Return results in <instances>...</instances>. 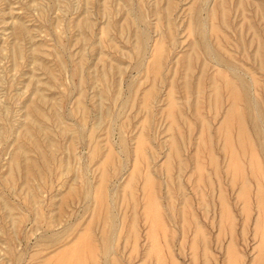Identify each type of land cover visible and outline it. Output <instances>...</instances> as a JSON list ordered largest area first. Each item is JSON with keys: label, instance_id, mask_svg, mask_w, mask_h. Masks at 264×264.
Here are the masks:
<instances>
[{"label": "rangeland", "instance_id": "obj_1", "mask_svg": "<svg viewBox=\"0 0 264 264\" xmlns=\"http://www.w3.org/2000/svg\"><path fill=\"white\" fill-rule=\"evenodd\" d=\"M222 1L223 2H221V0L220 2L218 0H0V264H36V263L39 264V262L41 263V261L43 264L44 257L45 258L46 256L48 257L49 254L52 253L51 251H54L57 248L56 246L60 247V244L62 246V244L63 245L65 244L64 242L66 241L68 242L69 240L71 241V238L74 239V237L77 236V235L74 236L76 230L77 232L78 230H80L81 234H83L84 231H85L84 232L85 234L86 232L87 234L92 232L90 235L94 237L93 239L94 242L92 243L96 245H93L94 246L93 249L94 248L95 250L97 249L98 253L97 251L93 250L92 251L93 254L91 253L92 256L90 255L91 258L88 256V258L90 259L87 258L86 260L87 264H88V260L92 261V262L89 261V264H95V263L96 264H109L110 263L109 259L112 258L114 255L116 256V257L114 256L116 259L115 258L110 259V260H113V259L115 260V261H111L113 262V264H115L114 262H116V264H119L117 263V260L118 262H121L120 264H126V263L127 264H133V263L137 264V262L143 263L142 261H144V257L145 258L147 257V259H145L147 263L144 262V264H151L152 261H153V264H156V262H158L157 261L158 256L157 258L155 257L156 255H159L161 253H162L161 254L162 258L164 257V255L165 256L167 255L168 257V258L167 257L163 258L165 262L161 260L166 264H168L171 260L169 258L171 256L170 254H172L174 257L173 259L171 256L172 264L175 261H177L175 262V264H178V263L189 264L192 262L191 252H193V249L197 245H198L196 247L197 250L196 251L194 250L195 251L194 253H196L197 255L195 254L193 255H195V257L196 258L198 257V258L196 260L193 257L194 258L192 262L193 264H200L201 263L200 261L202 260L204 261L205 258L208 260L210 259V261L206 260L205 261L206 263L202 262V264H207V263L226 264V262L227 264L228 263L229 264H239L240 261H241L240 263L242 264H248L250 262L251 264H256L254 262H257V260L255 261L254 258H255V254L257 253L256 259H258L259 251L257 250L258 247L255 245L259 242L258 241L259 239L256 240V238H258L259 235L258 233H256V235H258L256 236L254 232L255 231L254 223L256 222L255 219H257L258 217V214L256 215V213H258V210L257 211L255 210V207L257 206L256 202L254 206V201L256 199L254 197V194H255L254 192L257 191V190L255 191V185L257 183L259 184V181H258L259 175H257L258 172L255 171L254 169L255 167H253L254 172L252 176H254L255 175L254 173L256 172L257 181L255 180L254 177H252L251 175H248V174H251L250 173L251 168L249 165V158H248L249 151L248 153L246 151L247 156L246 155L243 156L244 158L243 159L241 156L243 153L239 152L240 150L237 144L235 143L237 142V139H236L237 133L235 135L236 128L235 127L232 128V133L230 134V136L233 137L231 139H232V143L233 144L235 143L234 150L237 156L240 155L241 157L240 158L238 156L239 164L240 166L243 164L242 162H244L245 164V165L243 164L244 169L241 166L243 170H241L240 174L242 176V179H245L247 183L248 182L252 183V184L248 183V185L246 183V186L248 188L246 197L248 198L244 197L246 198L244 200L237 199L239 198V196L237 198L236 197L234 198V195L236 194L238 195L237 193L239 192L238 188H240L241 186L240 184L242 182V181L241 182L239 181L241 177L238 178V181H237V178L236 180H234V181H237L236 183L233 181L235 185H233V182L232 184L230 183L231 185H233V187L231 185H228L229 183L227 181L229 180L231 176L228 171L224 172L225 168L227 167L228 162L225 163L227 159V158L225 159L226 154H224V152L221 150V147H219V144H220L219 142L221 140H220V136L217 137L216 135L217 133L215 134V131H217L219 127L221 126L222 122L221 120H219L221 122L219 123L218 119L219 118L222 119L223 116L225 117V113L227 111H225L224 108H226L227 110V105L229 104L227 103L229 101V99H227L228 98L227 91L224 90L223 88L225 87V83L227 80L224 78L228 77V79L230 80L231 78H233L235 80L233 82L236 83V86H238V90H240L241 88H240L239 83L236 80L235 73L237 75H241L244 78V80L248 84H250L249 85L250 90H251L250 98L251 100L253 99L251 103L255 104L258 110L257 109L254 110L253 108H251L250 110L245 109L243 98H241L239 102H237L238 103L237 106L239 110L242 107V109L240 110V113L241 112L244 113L242 115L244 122L246 123L245 124L246 126L245 125L244 126L249 129H246L245 127L244 128L247 131L246 133L249 132L248 133L249 139L251 140V142H253L252 144L255 147L254 148L255 152H258V153H255L256 155L258 154L257 155L258 158L255 157V155H254V158L256 160L259 159L258 161L262 164L261 166L264 167V155H262V153L260 152V147L258 149V144L259 145L261 144L262 146H264V109H262L264 108V61H262L264 60V57H262L264 56V0H241V1L240 0H222ZM242 1L244 2L243 5H242ZM217 2H219V5H222V6L217 5L218 4ZM236 3L237 5L240 4L239 5L240 7L235 5ZM232 4H234V6ZM246 4H249V5L246 6ZM216 5L218 9L215 7ZM168 6H170L169 7L170 9L168 8ZM213 6L215 7L214 10L216 12L213 10ZM242 6L243 7L245 6L244 9L242 8ZM166 8H168L167 9L168 11L166 10ZM197 9H200L199 12H197ZM211 9L214 11V13ZM208 10H211L212 13L210 12L209 14ZM218 13H221V15L223 14L224 16L223 15L220 16V14ZM209 15L210 17L208 18ZM211 17H213L214 19L213 20L210 19ZM223 19L224 20L226 19V20L223 22ZM214 20L215 22H213ZM208 21L209 22L212 21L213 23L211 22L209 24ZM227 22H229L230 25ZM211 24L212 26L214 24L215 31H211V28L213 30V27H214V26L211 27ZM223 24L224 25L226 24L230 28L224 26ZM248 27L251 29V31L252 29L253 30L257 29V30L250 32L249 31L250 29ZM217 28L218 29L220 28V30H216ZM247 28H248V31H247ZM168 29L171 30V32ZM208 31L209 32L211 31V33H209ZM257 31L259 32L258 34H257ZM166 32L168 33V35H170L171 33L173 37H169V36L167 37ZM215 32H216V37L214 36ZM251 34H253L254 36H259V37L258 38L254 37ZM160 35L161 36L163 35V37L164 38L166 37V38L164 39L162 37H159ZM240 35L242 37H245L246 39L241 38ZM253 37L256 38L258 41L257 40L254 41ZM200 38L201 40H199ZM250 38H252V40ZM158 39L162 41L163 43L160 42ZM215 40H218L216 41L218 45L215 43ZM245 41L247 42V44H245ZM154 42H156V44ZM190 42H192V44ZM220 42L222 45L220 44ZM257 42H259V44ZM157 43L159 44L158 47H157ZM160 44L161 45L163 44L162 47H164L162 51H161L162 47H160L161 46ZM214 44H216L217 46H220L221 50L219 49V47L217 48V46H214ZM255 45H256L255 50H253ZM190 46L192 48L195 46L193 49L194 51L198 52L199 55L196 54V52L195 53L192 52L193 50L190 49L191 48ZM257 47H258L257 50L261 49L260 51H262L261 52L262 54L260 53V51H256ZM249 49H251L250 50L251 53L249 52ZM225 50L227 51L229 56L226 52H224ZM165 52L168 54V56H165L166 55ZM258 52L261 54V56L259 55V58H256L258 57V54H259ZM159 53L161 54V56L159 55ZM254 53L257 55H255ZM152 54H155L154 55L155 57L159 56L158 58L160 62L158 61V64L160 63V65H159L158 70H157L158 66L155 67V64L152 63L154 60L152 58ZM195 54H196V57H198L196 63L194 62L196 61V57L194 58V60L192 59ZM201 54L203 56H201ZM251 56H252V60L255 56L254 62L251 61ZM149 57L151 60L150 62L151 64L148 63ZM200 57H201V61L199 60ZM232 57L235 61L232 59ZM212 58L215 60V62L212 60ZM257 59L260 60V62L259 61L258 62L260 63L259 65L262 64L261 66H257L256 64L258 63L256 61ZM175 60L177 61V64L175 63ZM237 60L244 65L243 66L240 65V63H238ZM179 61L180 63H182L181 65L179 64ZM189 61H190L191 66L189 64ZM198 61H199V64H198ZM208 61L211 63H209ZM207 62H208L207 67H204V65L206 66V64H203V63H207ZM183 63L188 64V67L189 68L191 67V69L187 70L185 68L187 67V65L185 64V67H184ZM210 64L212 65L215 64V66L210 68L211 67ZM145 66L146 67L149 66L148 68L149 70L147 68L145 69ZM193 67L196 69L193 70L194 69ZM180 68L182 69V72ZM199 68H201V72L197 71V69ZM203 68H206V70H204L205 73L202 72ZM221 68L225 69L227 73L225 71H219L221 70ZM245 68H249L252 70L248 69L249 70L248 71ZM211 69H214V70H211ZM152 70L156 71L155 74L154 72H151ZM157 71L160 74H157ZM209 71L210 73L208 74ZM216 71L217 73H219V76L220 74L221 76L224 74L223 75L224 77L220 76L221 79H219L220 77L217 76L218 74L216 73ZM221 72H224V73L222 74ZM253 72L255 73L254 75H253ZM147 73H150V74H147ZM215 73L217 75H214ZM186 74L189 77H187ZM195 74L197 76H201L198 81H197L198 77ZM206 74L208 76L211 75L210 78L208 77V80L206 79L207 76H204ZM179 75L180 76L182 75L181 76L182 78L185 75V80L190 79L189 81H186V82H189L190 84L189 83L186 84L185 81H183L184 83L182 82V84L184 85H181V82L179 83V81H181L182 78ZM157 76L158 77L160 76L158 80H157ZM213 76H215L216 78L214 77L213 79L212 78ZM152 77L154 80L152 79ZM247 77L248 79L252 77V83H250L251 80L250 79L248 80ZM167 79L168 81L171 79L173 80V81L171 80V85L173 84V86H170V83L168 84ZM201 79L202 80L205 79V80L201 81ZM151 80H153L154 82ZM215 80L219 82L220 85L221 83L223 84L225 82L222 86H218L219 84L217 85L218 89H216V91L219 94L218 93L216 94L218 95V97H220V95L223 93L220 99L213 92L215 91L214 88H212V86H209L212 84L213 87H216ZM220 80L221 81L225 80V81L221 82ZM194 81L196 82L194 83ZM209 81L211 82L209 83ZM253 81L254 82L257 81V83H254ZM200 82H202L203 85L197 86V84H199ZM178 83L180 84V86L178 85ZM149 84H151L150 86L152 89L148 88L150 92L149 94L150 96L148 95L149 96L148 98L147 94L149 92L146 91L147 89L145 88L149 87ZM193 84L194 85L196 84L195 88L192 87ZM165 85H169L168 89L165 88ZM252 85H254L255 87H253ZM206 86H208L207 89H205ZM169 87H173L175 89L173 90V88H169ZM179 87L183 89L180 88L179 90ZM187 87L190 89H187ZM199 87L202 89L203 92L201 90H198ZM169 89H172L173 91ZM193 89H195L194 91L195 93L193 92ZM254 89H256V92L259 90L256 95L254 94V91H255ZM144 90L147 93L146 96L148 99H145L146 97L142 96L144 95L143 93H145ZM185 90L186 91L189 90L187 92L188 93L190 92V93L189 94L187 92L184 93ZM196 90H198V92H196ZM170 91L172 93H168ZM132 92H135V94ZM199 92H202L203 96L201 93H200L201 95H199ZM204 92H206V94L209 93L211 96L209 94L208 95L211 98L207 96ZM211 93L213 94V96ZM165 94H167V96L168 95L172 96L170 100H173L176 97V99L172 101L171 103L175 102L174 105L179 106L182 109V111L178 109L179 107H177L176 110L175 108L172 109L173 112L170 109L171 113H169L168 108L170 107L173 108L174 105L167 103L170 100H168V97H166ZM183 94H185L186 98L184 97ZM196 94H198V97H196L197 96ZM163 95H165V97L167 98V101L165 100L166 98L165 99L163 98L164 97ZM192 96L196 97V99L195 100L194 98L191 99ZM141 97L145 100L140 102V100H142ZM184 98L187 103L190 102L189 106L187 105V103L186 104L183 103ZM198 98L199 99L203 98V99L199 100L200 102H198L197 101ZM205 98H207L208 101L209 100L217 101L219 99L221 100L219 102L221 104H218V101L217 103L214 101L213 102L209 101V104L211 103V105L209 106L210 107L209 109L207 107L208 101H206ZM163 99H164V102H162ZM192 100H194L195 102ZM196 101L199 104L196 103ZM161 102L164 105H162ZM165 102H166V105L168 104L167 106H165ZM178 102L181 103V106L179 105ZM192 102L195 103L196 105L195 111H194V108H193L194 105L192 104ZM139 103L141 104L144 103V104L143 105L140 104L139 106ZM200 103L201 104L203 103L202 106ZM212 103L213 105H216V106L218 104V106H220L221 108L219 109V107L217 106L218 110H216L217 108L216 109L214 108L215 110L212 109L211 108L213 107ZM206 104L207 106H204ZM240 104H241V107H239ZM158 106L163 108L161 109L162 111L160 110ZM197 106H198V109L203 107L202 110L198 111ZM140 107L141 109L144 108L145 111L141 110ZM82 108L83 110H81ZM186 108H187V111H185ZM33 109L35 110L32 111ZM165 109L167 110L166 113L164 111ZM190 110L194 111V113L192 111L190 112ZM196 110L199 112V114L202 113L200 117L198 116V112H196ZM213 110H214V114L215 113L216 114L212 116L211 113H213ZM222 110H224V114H221ZM175 111L176 112L179 111L178 114ZM183 111H184V115L186 114L185 116H188L187 119L185 116H183L182 113H180ZM174 112L176 113V115ZM172 113H174V115ZM166 115H170V116L173 115L172 118L170 117L172 121L168 116L167 117L170 120L169 119L167 120ZM177 115L178 116L181 115V117L177 118L178 117ZM190 115H193V116L195 115V116L191 117ZM255 115L260 117V120L262 121V125L259 124V132H260L259 138L256 136L254 128H253V125H254L253 119H255L256 117ZM174 116H176V118L173 121ZM203 116H205V119L207 121L204 119ZM202 117L204 120L203 119L201 120ZM180 119H182L183 121H181ZM185 119L188 121L187 123H189V125L190 124L192 125L189 126L187 123L185 124L184 123V121L186 122ZM168 123L170 126L169 129L172 128L173 133L175 134L174 139L173 137L170 136V135L174 136V134L170 132L172 131V129L167 130ZM179 123L184 130L180 129L181 127L179 126ZM183 124L186 125V127H183L184 126ZM199 124H201V126ZM203 124L207 125L206 128L208 129L209 132L207 131V133L205 134H208L207 136L210 135L211 136L210 138H207L206 135L204 134L205 127ZM174 125L176 129L179 126V130L177 129V131L182 132V133L179 132L180 133L179 136L182 135V137H178L177 131L174 128ZM198 125L202 128V131H201L203 133V135L201 133L202 136H200V132H197V130L199 131L201 130L197 128ZM215 125H216V128L218 129L215 128ZM97 127L98 129L96 130ZM164 128L165 130L163 132L162 130ZM206 128L205 130H207ZM60 129L62 130L60 131ZM91 129H92V132H91ZM94 129L96 131H94ZM28 131L31 133V136L29 135L30 133ZM138 132L141 134L140 137L141 136L145 137V138L143 137L144 143L142 142V140H140V137L138 139V136H139ZM168 132L170 133L168 134ZM136 134L138 135L137 137L135 136ZM166 134L168 135L165 136L166 137L165 139L164 135ZM194 134L195 135L197 134L198 137H195ZM22 135L24 136V138ZM27 135H29L30 137L29 136L27 137ZM134 136H135V139L137 138L138 141L144 144V146H142V143H139L143 147V151L145 150L144 154H142L143 152L142 150L141 152L140 151L136 152V149L139 150L141 146L137 145L138 143V142L136 143L137 140L132 139ZM168 136L172 138L173 140L172 142L176 141L175 138H179L178 140H180L181 138L182 141L185 143V145L184 143L182 144L181 140H180L181 143L180 141H177L178 142L177 144H179L178 145L179 147H177L178 150H176V146H174V145H177L176 142L175 144L173 143V146H172L171 140L168 138ZM205 137L207 138V140L211 139L209 140L210 143L209 141L205 139ZM216 137L218 138V142L215 141ZM35 138H36V141H35ZM197 138L199 141L197 140ZM199 138H201L202 140ZM119 139H120V142H119ZM184 139H186L185 140L186 142L184 141ZM203 139H204L205 144L203 142L202 144L201 143L198 144V142L203 141ZM122 140L123 142H121ZM169 140H170V143L168 144L167 142H169ZM30 142L31 144H33L32 146ZM165 142L167 144H165ZM35 143L37 146L35 145ZM194 143H196L197 145L196 144L194 145ZM206 143L208 144V146L209 144L212 145L210 146L211 148H209L211 151L208 150ZM168 145L170 148L173 147L172 149L174 153L172 154L170 153L172 149L170 150L169 147L167 148ZM203 145L204 147L202 148L201 146ZM198 146L200 148L197 149L196 147ZM144 147L146 148L144 149ZM151 148L152 150H149ZM179 148L181 152L179 151ZM194 148H196L198 151L194 150ZM133 151H135L136 153H134ZM175 151L177 152L176 153L177 156L178 154H180L181 156L176 157ZM195 151L197 153L198 152L200 153H198L197 155L194 153ZM201 151L203 152L202 155H201ZM105 152L106 153L108 152L109 156L113 154L112 155L113 157H107L106 155L108 160H110L109 162L107 161V159H106V162H104L105 156L103 155L106 154ZM110 152H111V155H110ZM138 152L141 153L142 156L139 155ZM163 152H165L166 154H164ZM207 152L208 153L210 152V155H212V159L214 157L216 158L215 160L217 161L213 159L215 163L210 162L211 159L209 160L208 157H211V156H207L209 155L207 154ZM135 154H136L135 157L137 160H135V157H134ZM173 154L175 155L174 157L175 159H173L172 157ZM214 154L215 156L213 157ZM143 155L148 157L149 159L143 157ZM167 155L168 157L170 155L172 159L174 160L172 162L173 165L172 163H170L171 157H169L168 159ZM200 155H201V158H199ZM154 156L156 158H154ZM195 156H198V157H195ZM181 157L183 160L180 159ZM101 158L102 159L104 158L103 159L104 161H101L102 163L100 164L99 160H102ZM143 158H145L146 161H148L146 164H145L146 161ZM245 158H248V160ZM192 159L196 161V162L194 161V163H196L195 167L197 166L199 167V165L201 164L200 161L202 162V164L200 165L201 166L200 169L202 172L199 170V174L197 172L199 169L198 167H197L198 169L196 168L197 170L193 167L196 170L195 171L196 173L193 171L194 170L193 168H192L193 172L190 171L191 170L190 165H192L191 163H193L190 160ZM241 159L243 161H241ZM184 160L186 162H183ZM207 160H209V162ZM256 160L253 162L255 164L259 163ZM111 161L113 162V165ZM135 161H137V163L139 164V165L136 164L137 166L136 165L135 166L139 167L140 170L138 168L135 169L136 167L132 169ZM161 161H164V164H160ZM175 161H177L176 164H179V165L176 166V164L174 163ZM207 162L208 164H206ZM98 163L100 164V166L103 165L105 168L106 167L107 168L105 169L102 166L101 167L98 166L99 165ZM108 163L109 164L111 163L112 168L111 166H109ZM209 163L212 165H210ZM157 164L159 167L157 166ZM183 164L185 165L184 168L182 167ZM213 164H215V166L217 165L216 169H215V166H213ZM225 164L226 166H223ZM24 165L25 167H23ZM162 165L164 166L166 165L165 167L167 168V170L164 172L162 169ZM27 166H30V167H27ZM202 166H204L203 169H202ZM212 166L214 167V170L216 171L217 176L215 175V172L212 171L213 170ZM172 167H174L175 169ZM223 167H225L224 170L222 169ZM23 168L25 170H23ZM102 168L105 169L104 177L101 176L103 175V172H101L103 171ZM170 168L173 169V170H170V172L172 171V173L168 171ZM247 168H250V169L246 171ZM132 170L134 171L136 170L137 172L135 173H141L139 174V179H138V176L133 175L134 171ZM176 170H177V173H174V171L176 172ZM203 170L208 173V178L210 175V178H211L210 180H212V182L207 178V173H204ZM149 171L151 172V174ZM166 172L168 175L163 174ZM187 172L188 173L191 172V175L192 173L193 174L195 173L194 175L198 174L201 179L198 180L199 182L197 183L193 182L194 181L193 178H195L197 175L195 177H192L193 175L191 176L189 174L190 175L189 176ZM130 173H131V176H130ZM203 173L206 175V177ZM152 174L154 177L151 176ZM186 174L189 177L185 176ZM135 175H138V174H135ZM141 175L142 176L145 175L143 177V180L141 179L142 178ZM23 176H26L25 178L27 179H25ZM148 176L150 177L151 180L149 178H146ZM165 176H168V177H165ZM170 176H172L171 180H169ZM175 176H176V179H174ZM179 176H181L180 179L178 178L181 182L178 180L179 183L177 184L176 180H177V177ZM100 177L101 178L103 177L102 178L103 181L101 180ZM186 177L187 179H185ZM199 177L197 176L195 181H197V178ZM204 178H206L207 181L209 180L211 184H213L214 182L213 187L212 185H210L212 188L209 189L210 186H206L207 181L203 182ZM99 179L101 180V182L99 181ZM261 179H264V178H261ZM261 179H260V182L264 181ZM126 180L127 181L131 180V182L128 183L126 182ZM132 180H134V183ZM144 181L148 183L151 181H154L152 182L154 183L153 185L149 183L150 187L153 186L154 189L153 187H152L153 190L150 187H148L149 185L145 184ZM158 181H159V184H158ZM169 181H171V183H169ZM97 182H100L101 184L104 185L103 187H105V190H106V191L104 190L105 192L102 191L103 188L101 187V184L100 183L98 184ZM216 182H218L220 185H218V183ZM229 182H231V180ZM125 183L126 184L128 183V185L131 183L130 187L128 186L130 189L129 188L124 189V187L127 186ZM138 183L139 184L144 183L143 186L145 185L151 190L148 191L147 187L146 188L142 187L141 184L139 185ZM199 183L200 184L205 183L204 185L203 184L201 185V189H199V186H200ZM237 183L239 187L238 185H236ZM97 184L98 186L100 185L102 189L101 188L99 189L98 186L95 187ZM176 184L179 185L178 188L176 187L177 186ZM195 184L197 185L199 184V186H195ZM261 184L264 185V182H262ZM92 186H94L95 189ZM163 186H165V188ZM216 186L218 187V189L221 188L220 190L221 191L223 190V191L220 192V190H218ZM235 187L238 189V191ZM96 188L102 191V193L103 192L106 193L102 195V196H106L104 197L105 204H104V201L101 202V200H99L101 202V206L99 205L100 203L99 201L98 203L97 201H94V203L92 202L93 199L97 200L96 197L100 198L101 196L100 191H98ZM141 188L143 190H141ZM166 188H168L169 190ZM68 189H71V191H74L75 194L74 192L72 193L75 196L77 195V198L74 197V195H72L71 197L70 195L71 192H69L70 190ZM146 189L147 191L144 192V190ZM95 190H97L98 193H96ZM113 190H114V193H113ZM128 190L133 191L130 194H132V198H133L132 201H134L135 204H133L130 199L131 195L126 193ZM192 190L194 191L192 192ZM200 190L202 191V193L199 192ZM122 191L124 193H122ZM131 191H128V192H131ZM165 191L166 193L164 194ZM208 191H211V193ZM67 192H69V194ZM150 192H152L153 194ZM167 192H170V195ZM179 192L180 194L184 196V200L186 199L187 205H186V202H184L183 200V196L180 195ZM194 192H195V195H194ZM219 192L221 194H218ZM185 193H187L188 195L186 194L187 196H185ZM200 193L201 195L203 194L202 198L199 195ZM65 194H67L68 196L70 195L71 198L67 197V195ZM99 194L100 196H98ZM124 194L127 195V198L125 197L126 195L124 196ZM133 194H136L137 196ZM148 194H151L153 200L156 197V201L157 199L159 201V202L158 201L156 202L158 203L157 205L156 204L154 205V209L157 208V206L159 207L158 209L160 210L161 208H163L162 209L163 211L159 210L161 213H163V215L160 214V212L154 211L153 208H152L153 212L152 211L150 212V215L153 217L151 218L153 220L157 219L159 221V218H160V220L162 219V221H159L160 223H162L163 221L165 222L164 224L163 223L161 224L160 226L162 228L161 230H159L160 228L159 226L157 227L159 233L156 232L157 225L156 226L154 225L155 227L153 226L154 229L156 230L152 229L153 228L151 226L152 219L149 218L150 216L148 214L146 215L147 212L144 211L145 208H142L146 206V210H148L150 207L148 206V204L150 205L151 202H153V204L155 203L154 202L155 200L154 201L150 200L151 198L150 195H149L150 198L147 199ZM214 194L215 195L218 194L219 196L224 195L223 197L221 196L222 198L221 197L220 198L223 199L224 202L226 201L225 204L227 203L226 205L228 207L226 205H223L224 203H221L223 200L220 201V198H216ZM31 195L35 196L33 197L34 200ZM128 195L130 197L129 199H128ZM166 195H169L168 196L169 198ZM121 196H123V200L120 199L122 198ZM140 196L143 199H139L138 197ZM164 196L167 198H165ZM170 196H173L171 197L172 199L170 198ZM91 197H95V198H91ZM124 197H125V200H124ZM198 197L199 199H197L196 201V198ZM145 198L147 199V202L149 203H145L146 202ZM113 199L115 203L113 202ZM126 199H128V201H131V202L129 203L128 201L125 202ZM168 200H170V202ZM218 200L220 201V203H218ZM122 201L125 203L123 204ZM179 201H181L180 205H179ZM243 201H246L247 204L242 205V208L240 210L241 202ZM204 202L205 204L208 203L206 204L207 207L206 205L203 204ZM35 203H38V204H35ZM127 203L128 205H126ZM160 203L162 207L159 205ZM197 203L198 205H195ZM249 203L251 204V206L249 205ZM130 204H133V206H131ZM136 204L138 205L136 206ZM211 204H213L214 206H212ZM220 204H222L223 206H221ZM242 204H245V203L243 202ZM91 205H94V207L92 206L93 209L90 208ZM105 205L107 207H104ZM112 205L113 206L115 205V207H113ZM176 205H179V207ZM184 205H186L187 207ZM188 205L192 206L191 208L192 210L193 209L194 210L193 211L190 210L191 208L188 209ZM180 206L185 207V209L187 210L185 211V209H183ZM224 206L225 208L227 207V210L230 209L229 212L232 213L231 215H229V212L227 215V212L225 211V209H218L219 207L224 208ZM244 206H247L246 207L247 212ZM132 207L135 210L132 209ZM102 208L103 209L105 208L107 210L104 211L105 210L104 209L102 211ZM130 208L134 211H132ZM200 208L203 209V210L201 209L202 210L201 212H200ZM210 208L212 211L210 210ZM170 209L172 210V212ZM243 209L245 210L244 213H247V214H242ZM94 210L96 211V213H94L95 212ZM189 210L192 211L191 216L192 214H195V216L196 215L197 216L196 217L193 216V218H191V216L189 215L190 214ZM220 210L222 211L224 210V213L223 214L220 213ZM138 211H139V214H138ZM182 211L186 213V215L185 214L183 215ZM204 211L206 215L203 213ZM240 211H241V214H240ZM103 212H105L104 216L102 215ZM134 212L136 214L135 215L136 220L132 219L134 218L132 217L134 216L133 215ZM249 212H250V215L248 214ZM153 213L156 215H153ZM219 213L221 215V219H220L221 222L219 221L220 224L218 222V219L220 218ZM100 214L103 217V221L105 220L103 223L105 225L101 223L102 218ZM216 214L219 215V218ZM209 215H212V216H209ZM232 215L235 217H233ZM95 216L99 217V218L97 217L98 219L97 221L95 220ZM158 216L160 217L157 218ZM180 216L183 218L187 216V218H184V219L182 218L183 220H185L183 221L182 219H180ZM120 217L121 219H119ZM144 217H145V220H144ZM203 217H205V219ZM232 217H233V220L231 219ZM243 217H245L244 220H243ZM190 218L193 220L194 218L196 219L194 221L193 220L190 221L189 220ZM246 218L248 219V221ZM253 218H255L254 222H253ZM55 219H58V220L55 221ZM89 219H91L90 221H92V224L90 221H88ZM186 219H188L187 221H190V223L189 222L187 223ZM120 220L122 221L120 222ZM131 220L132 221L135 220L136 223L134 222L135 224L134 228L137 231H135L134 229L133 230L130 229ZM17 221L19 223H17ZM33 221H35V224ZM49 221L50 222L55 221V222H53L52 225L51 223H49L50 224L49 226V224H47V222ZM86 221L88 223L90 222L89 226H87L88 224ZM95 222H97V224ZM118 222H120L121 224ZM157 222L156 224H159V222L158 223ZM194 222L196 223L195 227L198 229H200V225H202L203 227L205 226L204 228L201 226L203 229V232L200 229L203 234L199 230L200 234H202V237L200 234H198L199 232L196 231L198 229L192 228L193 227L192 225H194L193 224ZM228 222L233 223V224L231 225ZM74 223H76L77 225ZM46 224L48 225V227ZM84 224H87L86 227ZM146 224L149 226H147ZM216 224L217 226L219 225L220 227L219 226L217 227ZM242 224H243V227L245 228L244 230H243V227H241ZM72 225H74V227ZM162 225H164L165 227H163ZM83 226L85 228L80 229ZM117 226H120L119 229L121 228L122 231L118 230ZM131 226L133 227V224ZM228 226H229L228 228L229 230L233 227V229L231 230L232 232L231 231L228 232L227 231L228 229L226 230V227ZM87 227L89 230L91 228L90 232L87 229ZM148 227L149 228L151 227L150 229L153 230V231L151 230L152 233L154 231L156 233L154 232V234H152L151 232H148L150 231ZM221 227H223L224 229H222ZM146 228L147 230H145ZM241 228L243 230L242 233H244V234L241 233L242 235L240 234ZM101 229L103 230L102 231L103 233L101 232ZM190 229H191V232H190ZM192 229H194V232L195 233L197 232V234L195 233L192 234ZM97 230L99 233L97 232ZM216 230L221 232V233L219 232L220 234L219 237L214 236L215 234L218 233ZM67 231L68 233L66 234ZM117 231H120V232H117ZM123 231H124V235L126 234L125 236L122 235ZM134 231L136 232V236L139 235V237L133 236ZM186 231L188 232L187 234H185ZM77 232L76 234L79 233ZM130 232L132 234H130ZM163 232H165L166 236H162ZM144 233H148L147 234L148 238L145 236L146 234ZM228 233H230L231 237L228 236L229 235ZM116 234L118 237L116 236ZM156 234L157 236L155 237ZM159 234L161 235V237H159L160 236ZM205 234H206V237H204ZM252 234L255 235L253 236V238H252ZM66 235H69V236H66ZM150 235H153V237ZM191 235L193 237L195 235V238H197V240H195L194 238V241L197 242L196 244L195 242L191 241L193 240V238L191 240L189 239L192 237ZM221 235L224 238L221 237ZM65 236L67 237L66 239L64 238ZM122 236L123 237L129 236V237H126V239L129 238L127 239V241L131 239L130 242L128 241L127 244L124 243L126 241L124 240ZM143 236L146 237L145 239L147 240L143 239ZM183 236L185 240L182 241ZM61 237L62 239H60ZM132 237H134V239L138 238V240H134ZM151 237H152L151 244L153 245L154 243L153 246L150 245V242H148V240H150ZM157 237L159 240L157 239ZM163 237L165 238V240H167L168 243L163 240L164 239ZM198 237H201V238L204 237L203 241L199 239ZM49 238L58 239V243L56 245H53L52 242H48ZM103 238L104 240L107 239L110 241L109 244L111 245L112 253L104 250L103 243H102L104 241ZM117 238H118V241H116L117 246H115L114 243H115V240H117ZM216 238L217 239L220 238V239L217 240ZM132 239L135 242L132 241ZM156 239L158 242L159 241L160 242L159 243L156 242ZM162 240L164 242H161ZM199 240L202 241V243ZM220 240L221 242L219 243ZM70 241L68 242V245H70L69 244ZM154 241L158 244H155ZM189 241L195 244L194 248L192 247L193 244L189 243ZM229 241L233 242L232 243L233 245L235 244V246H233L234 250H232L231 248L232 244H230L228 247V244L230 243ZM136 242H137V245L135 244ZM142 242H144L143 245H142ZM187 242L191 246L189 245L187 246ZM226 242H229L227 243V246H225ZM122 243H124V245ZM133 243H134V246L136 245L134 249L130 246ZM164 243H166L167 245L170 244V246L169 247L165 246ZM46 244L47 246H45ZM121 244L123 246H121ZM146 244L148 246H146ZM201 244L206 245L205 251L202 248ZM213 244H215V246ZM182 245L185 249L182 247ZM205 245H203V247H205ZM216 245L217 246L219 245V246L217 247ZM154 246H156L154 248L155 250L151 248ZM122 247L124 248L122 249ZM158 247H160V250L163 252L158 250ZM166 247L167 249L170 248L171 251L167 250ZM186 247H189L188 249H190L191 247L192 249L188 250ZM200 247L202 248V252L203 251L205 252L203 253V255L201 254L202 252H200L201 251ZM225 247L228 248L226 250H228L229 253H232L231 254L232 257H230V254H227V256H229L228 258L226 257L225 254L228 253V251L225 253L226 250H223L225 249ZM255 247H257L256 250L258 252L255 251ZM131 248H132V251L136 250L135 251L136 254H133L134 252H132L131 250L129 251V249ZM115 249L119 252V254L117 251H115ZM141 249H143L142 251L144 252V254L145 252L148 254L143 255ZM152 249L154 250V252H156V254L153 252ZM207 249H209L208 253L210 254L209 255L210 257L208 256ZM120 250H122V252H120ZM148 250H152V251L148 252ZM157 251L158 252L160 251L161 253L160 252L158 253ZM124 252L125 254L123 255ZM152 252L154 253V256L153 254L151 256L154 258H152L149 255V253H152ZM38 253L40 254L38 255ZM47 253L49 254L47 255ZM128 254L129 255L131 254V255L128 256ZM37 256L39 258H37ZM117 256L120 258L118 259ZM132 256H134L135 258ZM175 256L177 258H175ZM237 256L240 257L239 258L240 261H238ZM40 257L42 259H40ZM94 257H96V259H94ZM127 257L128 258L130 257L129 260ZM140 257L143 259L142 261H140L141 259L140 260L138 259ZM161 257L159 258L162 259ZM220 257H221V260H220ZM35 258L37 260H35ZM92 258L94 259L95 263L93 262ZM148 258L149 259L152 258L153 260L151 259L149 261ZM211 258L212 260L214 259L215 261L214 260L212 261ZM168 259L170 260L168 261ZM147 260L149 261V263ZM195 260L196 262L194 263ZM235 260L236 262H232ZM161 261L159 260L160 264H162ZM141 263H138V264H141Z\"/></svg>", "mask_w": 264, "mask_h": 264}, {"label": "bare ground", "instance_id": "obj_2", "mask_svg": "<svg viewBox=\"0 0 264 264\" xmlns=\"http://www.w3.org/2000/svg\"><path fill=\"white\" fill-rule=\"evenodd\" d=\"M218 1L220 2V0H218ZM240 1H241V0H240ZM190 2H191V1H190ZM219 2H217L218 4H217V3H216V4L219 5ZM221 2H223V1L221 0ZM245 2H246V1H245ZM234 3H235V2H234ZM240 3H241V2H240ZM243 3H244V2L242 1V5H243ZM254 4H255V3H254ZM217 5H216L215 7L218 9ZM232 5L234 6V4H232ZM235 5H237V3H236ZM239 5H240V4H239ZM239 5H237V6H239ZM247 5H249V4H246V6H247ZM219 6H222V5H219ZM250 6H252V5H250ZM253 6H254V5H253ZM255 6H256V5H255ZM169 7H170V6H168V8H169ZM215 7L213 6V10H214ZM239 7H240V6H239ZM244 7H245V6H244ZM244 7L242 6L243 9H244ZM257 7H258V6H257ZM257 7H256V8H257ZM168 8H166V10H167ZM199 8H200V7H199ZM211 8H212V7H211ZM220 8H221V7H220ZM220 8H219V9H220ZM223 8H224V6H223ZM223 8H222V10H223ZM242 8H241V9H242ZM169 9H170V8H169ZM200 9H201V8H200ZM200 9H197V12H199ZM191 10H192V9H191ZM211 10H212V9H211ZM211 10H208V11H209V14H210V12L212 13L213 10H212V11H211ZM164 11H165V10H164ZM167 11H168V10H167ZM214 11H215V10H214ZM214 11H213V13H214ZM225 11H226V9H225ZM215 12H216V11H215ZM256 12H257V11H256ZM225 13H226V12H225ZM218 14H220V16L223 15V14L221 15V13H218ZM194 15H195V14H194ZM196 15H197V13H196ZM207 15H208V14H207ZM213 15H214V14H213ZM223 16H224V15H223ZM209 17H210V15L208 16V18H209ZM220 18H221V17H220ZM194 19H195V18H194ZM210 19L213 20L214 18L211 17ZM210 19H209V21H210ZM244 19H245V18H244ZM215 20H216V19H215ZM215 20H214L213 22H215ZM225 20H226V19H225ZM225 20L223 19V22H224ZM195 21H196V20H195ZM209 21H208V23L210 24L212 21H211V22H209ZM221 21H222V20H221ZM213 22H212V23H213ZM227 23L229 24V22H227ZM227 23H226V24H227ZM188 24H189V23H188ZM195 24H196V23H195ZM221 24H222V23H221ZM226 24H225V25L223 24V25L226 26V27H228ZM202 25H203V24H202ZM229 25H230V24H229ZM213 26H214V24H213ZM213 26H212V24H211V27H213ZM168 27H170V26H168ZM200 27H201V26H200ZM211 27H210V28H211ZM218 27H219V26H218ZM208 28H209V27H208ZM208 28H207V30H208ZM214 28H215V26L213 27V30H212V28H211V31H215ZM228 28H230V27H228ZM248 28H249V27H248ZM248 28H247V31H248ZM249 29H250V28H249ZM168 30H169V29H168ZM209 30H210V29H209ZM216 30H220V28H219V29L217 28ZM255 30H257V29H255ZM255 30L252 29V31H255ZM166 31H167V30H166ZM169 31L171 32V30H169ZM169 31H168V32H169ZM198 31H199V29H198ZM211 31H210V32L208 31V32L211 33ZM249 31L252 32L251 29H250ZM201 32H202V31H201ZM166 33H167V32H166ZM220 33H221V32H220ZM253 33H254V32H253ZM258 33H259V32L257 31V34H258ZM161 34H162V33H161ZM213 34H214V33H213ZM213 34H212V35H213ZM217 34H218V33H217ZM254 34H255V33H254ZM163 35H164V34H163ZM163 35H162V36L160 35L159 37L164 38ZM166 35H167V37H168V36H169V37H173V36L171 35V33H170V35H168V33H167ZM196 35H197V34H196ZM209 35H210V34H209ZM251 35H253V34H251ZM210 36H211V35H210ZM214 36L216 37V32H215V35H214ZM214 36H213V37H214ZM253 36H254V35H253ZM240 37L243 38V39L245 38V37H242L241 35H240ZM240 37H239V39H240ZM254 37H257V38H258L259 36H254ZM254 37H253V38H254ZM165 38H166V37H165ZM165 38H164V39H165ZM185 38H186V37H185ZM216 39H217V38H216ZM243 39H242V40H243ZM245 39H246V38H245ZM250 39L252 40V38H250ZM158 40H159V39H158ZM169 40H170V39H169ZM174 40H175V39H174ZM199 40H201V38H200ZM207 40H208V38H207ZM242 40H241V41H242ZM251 40H250V41H251ZM256 40H257V39L254 38V41H256ZM159 41H160V40H159ZM216 41H218V40H215V43H216ZM246 41H247V40H246ZM246 41H245V44H247V42H248V41H247V42H246ZM250 41H249V42H250ZM257 41H258V40H257ZM156 42H158V41H156ZM156 42H154V43L156 44ZM160 42H162V41H160ZM169 42H170V41H169ZM162 43H163V42H162ZM190 43L192 44V42H190ZM250 43H251V42H250ZM254 43H255V42H254ZM257 43L259 44V42H257ZM257 43H256V44H257ZM173 44H174V42H173ZM191 44H190V45H191ZM195 44H196V43H195ZM216 44L218 45V43H216ZM216 44H214V46H217ZM220 44H221V42H220ZM241 44H242V42H241ZM115 45H116V44H115ZM160 45H161V44H160ZM221 45H222V44H221ZM138 46H139V45H138ZM153 46H154V45H153ZM158 46H159V44L157 43V47H158ZM162 46H163V44H162L160 47H162ZM207 46H208V45H207ZM242 46H243V44H242ZM248 46H249V45H248ZM155 47H156V45H155ZM160 47H159V49H160ZM190 47H191V46H190ZM194 47H195V46H194ZM194 47H193V48H194ZM218 47H219V49L221 50L220 46H217V48H218ZM255 47H256V45L254 46V49H253V50H255ZM258 47H259V46H258ZM258 47L256 48V51H260V50H261V49L257 50ZM134 48H135V46H134ZM163 48H164V47H162L161 51L163 50ZM187 48H188V46H187ZM193 48L191 47L190 49H192V50H193L192 52L195 53L196 51H194ZM196 48H197V47H196ZM248 48H249V47H248ZM252 48H253V46H252ZM252 48H251V49H252ZM259 48H260V47H259ZM152 49H153V48H152ZM159 49H158V50H159ZM222 49H223V48H222ZM243 49H244V48H243ZM251 49H249V52H250ZM134 50H135V49H134ZM136 50H138V49H136ZM198 50H199V49H198ZM214 50H215V49H214ZM223 50H224V49H223ZM245 50H247V49H245ZM245 50H244V51H245ZM141 51H142V50H141ZM150 51H151V50H150ZM153 51H155V50H153ZM161 51H159V52H161ZM199 51H200V50H199ZM135 52H136V51H135ZM166 52H167V51H166ZM166 52H165V53H166ZM224 52L227 53L226 50H225ZM228 52H229V51H228ZM245 52H246V51H245ZM245 52H244V53H245ZM253 52H254V51H253ZM261 52H262V51H260V53H261ZM137 53H138V52H137ZM150 53H151V52H150ZM168 53H169V52H168ZM188 53H189V52H188ZM194 53H193V54H194ZM217 53H218V52H217ZM230 53H231V52H230ZM250 53H251V52H250ZM258 53H259V52H258ZM260 53L258 54V57H256V58H259V55L261 56L262 53H261V54H260ZM178 54H179V53H178ZM182 54H183V53H182ZM184 54H186V53H184ZM196 54H198V52H196ZM196 54H195L194 57L192 58L193 60H194V58L196 57ZM227 54H228V53H227ZM231 54H232V53H231ZM231 54H230V55H231ZM254 54H255V53H254ZM150 55H151V54H150ZM154 55H155V54H152V58L154 59L152 63L155 64V67L158 66V67H157V70H158V69H159V65H160V63L158 64V61H159V58H158V57H159V56L156 55V56H158V57H155ZM159 55L161 56L160 53H159ZM198 55H199V54H198ZM246 55H247V54H246ZM255 55H257V54H255ZM165 56H168V54L166 53ZM165 56H164V57H165ZM184 56H186V55H184ZM188 56H189V55H188ZM191 56H192V55H191ZM191 56H190V57H191ZM201 56H203V55L201 54ZM226 56H227V55H226ZM228 56H229V54H228ZM182 57H183V56H182ZM182 57H181V58H182ZM212 57H213V56H212ZM230 57H231V56H230ZM262 57H264V56H262ZM79 58H80V57H79ZM179 58H180V57H179ZM186 58H188V57H186ZM197 58H198V57H196V61H194L195 63L197 62ZM202 58H203V57H202ZM222 58H223V57H222ZM224 58H225V57H224ZM254 58H255V56H254ZM254 58H253V60H252V56H251V61H252V62H254V60H255ZM232 59H233V57H232ZM165 60H166V58H165ZM173 60H174V59H173ZM180 60H181V59H180ZM184 60H185V59H184ZM199 60L201 61V57H200ZM212 60L215 62V60H214L213 58H212ZM233 60H234V59H233ZM244 60H245V59H244ZM247 60H248V59H247ZM261 60H262V59H261ZM171 61H172V60H171ZM234 61H235V60H234ZM256 61H257V62H258V61L260 62L259 59H257ZM256 61H255V62H256ZM262 61H264V60H262ZM150 62H151V60H150V57H149V61H148V63H150ZM159 62H160V61H159ZM183 62H185V61H183ZM208 62H209V61H208ZM208 62H207V63H203V64H206V66L204 65V67H207ZM237 62L240 63L238 60H237ZM259 62L256 63L257 66H261V65H262V64L259 65V64H260ZM175 63L177 64V61H176V60H175ZM187 63H188V62H187ZM200 63H201V62H200ZM209 63H211V62H209ZM249 63H250V62H249ZM150 64H151V63H150ZM154 64H152V65H154ZM179 64L181 65L182 63H180V61H179ZM183 64H184V63H183ZM185 64H186V63H185ZM185 64L183 65L184 67H185ZM189 64H190V61H189ZM198 64H199V61H198ZM212 64H213V63H212ZM212 64H210V65H211L210 68H212L213 66H215L216 63H215L214 65H212ZM252 64H253V63H252ZM186 65H187V67H185V68H186L187 70H188V69L190 70L191 67L189 68V67H188V64H186ZM194 65H195V64H194ZM200 65H201V64H200ZM240 65L243 66L244 64L240 63ZM246 65H247V64H246ZM190 66H191V64H190ZM216 66H217V65H216ZM152 67H153V66H152ZM184 67H183V69H184ZM198 67H199V66H198ZM202 67H203V66H202ZM219 67H220V66H219ZM146 68L148 69L149 66H148V67L145 66V69H146ZM150 68H151V67H150ZM193 68H194V67H193ZM193 68H192V69H193ZM215 68H216V67H215ZM243 68H244V67H243ZM249 68H251V67H249ZM249 68H245V69L248 70ZM154 69H156V68H154ZM180 69H181V68H180ZM195 69H196V68H194L193 70H195ZM148 70H149V69H148ZM150 70H151V69H150ZM193 70H192V71H193ZM204 70H206V68H203V71H202V72L205 73ZM211 70H214V69H211ZM211 70H210V71H211ZM249 70H252V69H249ZM249 70H248V71H249ZM146 71H147V70H146ZM197 71H200V72H201V68L197 69ZM210 71L208 72V74L210 73ZM217 71H218V70H217ZM217 71H216V73H217ZM219 71H225V69H222V68H221V70H219ZM219 71H218V72H219ZM248 71H247V72H248ZM134 72H135V71H134ZM151 72H154V74H155L156 71H153V70H152ZM181 72H182V69H181ZM225 72H226V71H225ZM174 73H175V72H174ZM184 73H186V72H184ZM184 73H183V74H184ZM190 73H191V72H190ZM213 73H214V72H213ZM216 73H215L214 75H217V74H218L217 76H219V73H217V74H216ZM221 73L223 74L224 72H221ZM226 73H227V72H226ZM147 74H150V73H147ZM151 74H152V73H151ZM157 74H160V73H158V71H157ZM170 74H171V73H170ZM238 74H239V73H238ZM254 74H255V73L253 72V75H254ZM152 75H153V74H152ZM172 75H173V74H172ZM190 75H191V74H190ZM195 75H196V74H195ZM195 75H194V76H195ZM197 75H198V73H197ZM197 75H196V76H197ZM201 75H202V74H201ZM212 75H213V74H212ZM223 75H224V74H223ZM223 75H222V76H223ZM243 75H244V74H243ZM155 76H156V75H155ZM179 76H180V75H179ZM181 76H182V75H181ZM181 76H180V77H181ZM186 76H187V74H186ZM204 76H207L206 79L208 80V77L210 78L211 75L208 76V75L206 74V75H204ZM204 76H202V77H204ZM220 76H221V74H220ZM220 76H219V77H220ZM222 76H221V77H222ZM227 76H228V75H227ZM246 76H247V75H246ZM250 76H251V75H250ZM250 76H249V77H250ZM255 76H256V75H255ZM150 77H151V75H150ZM150 77H149V78H150ZM159 77H160V76H159ZM159 77L157 76V80H158ZM171 77H173V76H171ZM180 77H179V78H180ZM187 77H189V76H187ZM187 77H186V78H187ZM190 77H191V76H190ZM197 77H198V79H197V78H196V79H197V81H198V80L200 79L201 76H197ZM214 77H215V76H213L212 78L214 79ZM221 77H220L219 79H221ZM223 77H224V76H223ZM229 77H230V76H229ZM235 77H236L237 82H238L239 85H240V88H241L240 90H238V86H236V83L233 82V81H235L233 78H231V80L228 79V77H227V78H224V79H227V80H226V83L224 82L225 80H224V81H221V80H220L221 82H224V83H225V87H223V88H224V90L227 91V95H228V98H227V99H229V101H228L227 103H229V104H228V105L226 104V105H227V110H226V108H224V110L227 111V112L225 113V117L223 116V118H222V117L220 116V117L223 119V121H222V119H220V118L218 119V121L221 120V122H222L221 126H220V127L218 126L219 129L216 128V125H215V128L218 129L217 131H215V134L217 133V134H216L217 137L220 136V140H221V141H220L219 143H220V144L223 143V144H222V145L219 144V147H221V150L224 152V154H226L225 159H226V158H227V159H226V162H225V163L228 162L227 167H226V168H225V167L222 168L223 170H224V168H225V171H224V172H227V171H228V172L230 173V176H231V177H230L231 179L229 178V180L227 181L229 184H228V183H226V184L231 185L232 182H233L234 180H236V178H237V181H238V178L241 177L240 180H239L240 182L242 181L241 184H240L241 186H240V188H238V189H239V192H237L238 189L235 187V188L237 189L236 192L238 193V195H237L236 193H234V194L237 195V196H236V195L233 194V195H234V198H235V197L237 198L238 196H239V198H237V199H242V200H244V199L248 198V197H246L247 192H248V191H247L248 188H247V186H246V183H247V182H246L245 179H242V176H241V174H240L241 170L244 169V166H243L244 162H242L243 164L240 162V163L242 164L241 166L243 167V169H242L241 166H240V164H239V161H238V160H239V159H238V156L240 157V155L237 156V154H236V152H235V150H234V146H235L234 144H235V143L237 144V146H238V148H239V150H240V151H239V150H238V151L241 152V153H243V154L241 155L242 158H243V156H245V155L247 156V153H248V151H249V156H248V158H249V165H250V168H251V169H250V168H247L246 171H248V169H250V173H251V174H248V175H251V176L253 175V172H254L253 167H255V168H254L255 171L258 172L257 175H259V177H258V176H257V177L259 178V180H258V181H259V184L256 182L257 184L255 185V191H256V190H257V191L254 192V193H255V194H254V197L256 198L255 201H254V206H255V202H256V205H257V206L255 207V210H256V211L258 210V213H256V215L258 214V217H257V219H255L256 217L253 218V222H254V219H255V220H256V222L254 223V224H255V229H254V230H255V231H254V232H255V235H256V233H258V235H259V237L256 238V240L259 239V240H258L259 242L257 241V242H258L257 244H258L259 246H258L257 244L255 245V246L258 247V249H257V247H255V251H256V252L259 251V252H258V255H259V256L257 255V256H258V259H256V254H257V253L255 254V258H254V259H255V261L257 260V262H254V263H256V264H264V185L261 184V183L264 182V181L260 182V179H261V178H264V167L261 166L262 164L258 161L259 159L256 160V159L254 158V155H255V157H257V155H258V154L256 155L255 153H258V152H255V149H254L255 147H254L253 144H252L253 142H251V140L249 139V135H248L249 132L246 133V132H247V131L245 130V128H246V127H245V126H246L245 124H246V123L244 122V119H243V116H242L244 113H242V112L240 113V110L242 109V107H241V104H240L239 107H241V109L239 110V109H238V106H237V104H238L237 102H239V100H240L241 98H243V102H244V107H245V109L250 110L251 108H253L254 110H256V109L258 110V108H257V106H256L255 104H252V103H251V101H252L253 99L251 100V98H250V92H251L250 87H249L250 84H248V83L244 80V78H243L241 75H237V74L235 73ZM166 78H167V77H166ZM181 78H182V77H181ZM183 78H184V79H183ZM183 78H182L183 80L181 79V81H179V83L181 82V85H184V84H182L183 81H185L186 84L189 83V82H186V81H189L190 79H189V80H185V75H184ZM194 78H195V77H194ZM215 78H216V77H215ZM147 79H148V78H147ZM152 79H153V77H152ZM168 79H169V78H168ZM168 79H167V81H168ZM187 79H188V78H187ZM232 79H233V80H232ZM247 79H248V77H247ZM249 79L251 80L250 83H252V77L249 78ZM249 79H248V80H249ZM256 79H257V77H256ZM149 80H150V79H149ZM153 80H154V79H153ZM153 80H151V81H153ZM171 80H172V79H171ZM171 80H169L170 82L168 81V84L170 83V86H173V84L171 85ZM194 80H195V79H194ZM204 80H205V79H204ZM204 80L201 79V81H204ZM217 80H218V78H217ZM229 80H230V81H229ZM254 80H255V79H254ZM151 81H150V82H151ZM161 81H162V80H161ZM172 81H173V80H172ZM215 81H216V80H215ZM215 81H214V82H215ZM153 82H154V81H153ZM192 82H193V81H192ZM195 82H196V81H194V83H195ZM205 82H206V81H205ZM207 82H208V81H207ZM210 82H211V81H209V83H210ZM248 82H249V81H248ZM253 82H254V81H253ZM151 83H152V82H151ZM179 83H178V85L180 86ZM183 83H184V82H183ZM197 83H198V82H197ZM224 83H223V84H224ZM254 83H257V81L254 82ZM186 84H185V85H186ZM189 84H190V83H189ZM199 84H200V85H199ZM199 84H197V86H202V85H203L202 82H200ZM215 84H216V87H213L212 84L209 85V86H212V88H214L215 91H213V92L216 94V93H218V92L216 91V89H218V88H217V85L219 84V82L216 81ZM223 84L221 83V85L219 84L218 86H222ZM150 85H151V84H149V87H146V88H145V89H147L146 91H148V92H149V89H148V88L152 89ZM152 85H154V84H152ZM256 85H257V84H256ZM135 86H136V85H135ZM135 86H134V87H135ZM166 86H167V87H166ZM168 86H169V85H165V88L168 89ZM187 86H188V85H187ZM195 86H196V84H195V85L193 84L192 87L195 88ZM214 86H215V85H214ZM252 86L255 87L254 85H252ZM258 86H259V85H258ZM134 87H133V89H134ZM136 87H137V86H136ZM157 87H158V86H157ZM174 87H175V86H174ZM184 87H185V86H184ZM253 87H252V88H253ZM256 87H257V86H256ZM169 88H173V87H169ZM180 88H181V87H179V90H180ZM199 88H200V87H199ZM199 88H198V90H201V91H202V89H201V88L199 89ZM202 88H203V87H202ZM207 88H208V86L205 87V89H207ZM225 88H226V89H225ZM153 89H154V88H153ZM174 89H175V88H173V90H174ZM181 89H183V88H181ZM184 89H186V88H184ZM187 89H190V88L187 87ZM203 89H204V88H203ZM209 89H211V88H209ZM220 89H221V88H220ZM220 89H219V90H220ZM135 90H136V89H135ZM169 90L173 91L172 89H169ZM198 90H196V92H198ZM222 90H223V89H222ZM254 90H255V91H254V94L256 95L257 92H258L259 90L257 89V90H258L257 92H256V89H254ZM132 91H134V90H132ZM167 91H168V90H167ZM171 91L168 92V93H172ZM175 91H176V90H175ZM187 91H189V90H187ZM187 91L185 90L184 93H186ZM190 91H191V90H190ZM194 91H195V89H193V92H194ZM252 91H253V90H252ZM144 92H145V90H144ZM202 92H203V91H202ZM202 92H199V95H201ZM208 92H210V91H208ZM211 92H212V91H211ZM222 92H224V91H222ZM32 93H33V92H32ZM132 93L135 94V92H132ZM142 93H143V92H142ZM165 93H166V92H165ZM173 93H174V92H173ZM176 93H177V92H176ZM176 93H175V94H176ZM187 93H188V92H187ZM189 93H190V92H189ZM189 93H188V94H189ZM194 93H195V92H194ZM200 93H201V94H200ZM204 93L206 94V92H204ZM134 94H133V96H134ZM143 94H144V95H142V96H145V97H146V98L144 97L145 99H148L149 96H150V95H149L150 92H149L148 94H147L146 92L143 93ZM146 94H147V96L149 95L148 98H147ZM205 94H204V95H205ZM208 94H209V93H207L206 95L209 96L210 94H209V95H208ZM211 94H212V93H211ZM215 94H214V95H215ZM218 94H219V93H218ZM222 94H223V93H222ZM222 94H221V95H222ZM225 94H226V93H225ZM152 95H153V94H152ZM165 95H166V97H168V100H170L171 97H172L171 95H168V96H167V94H165ZM165 95H163V96H164V97H163L164 99L166 98ZM172 95H173V94H172ZM183 95H184V97L186 98L185 94H183ZM183 95H181V96H183ZM196 95H197L196 97H198V94H196ZM206 95H205V96H206ZM216 95H217V94H216ZM221 95H220V97H218V95H217V97L220 99V98L222 97ZM258 95H259V94H258ZM169 96H170V97H169ZM174 96H175V95H174ZM174 96H173V97H174ZM193 96H194V94H193ZM193 96H192L191 99L194 98V100H195L196 97H193ZM202 96H203V94H202ZM202 96H201V97H202ZM210 96H211V95H210ZM210 96H209V97H210ZM212 96H213V94H212ZM224 96H225V95H224ZM215 97H216V96H215ZM215 97H213V98H215ZM225 97H226V96H225ZM225 97H224V98H225ZM141 98H142V97H141ZM181 98H182V97H181ZM185 98L183 99V100H184L183 103L186 104L187 102L185 101ZM188 98H189V97H188ZM210 98H211V97H210ZM213 98H212V99H213ZM145 99L142 98V100H140V102L143 101V100H145ZM164 99L162 100V102H164ZM172 99H173V98H172ZM175 99H176V97H175ZM175 99L170 100V101L167 102V103H168V104L170 103V104H173V105H174L175 102H174V103H171V102L174 101ZM202 99H203V98H200V99L198 98L197 101L200 102L199 100H202ZM205 99H206V101H208L207 98H205ZM216 99H217V98H216ZM219 99L217 100V101H218V104H221V103H219V102L221 101V100H219ZM152 100H153V99H152ZM159 100H161V99H159ZM165 100L167 101V98H166ZM188 100H189V99H188ZM194 100H192V101H194ZM176 101H178V100H176ZM197 101H196V103H198ZM209 101H211V102L214 101V102L217 103V101H215V100H209ZM209 101H208V106H207V104L204 105V106H207V107L210 109L209 106L211 105V103L209 104ZM223 101H224V100H223ZM225 101H226V99H225ZM158 102H159V101H158ZM162 102H161V104H162ZM194 102H195V101H194ZM76 103H77V102H76ZM144 103H145V102H144ZM144 103H142V104L139 103V106H140V104L143 105ZM148 103H149V102H148ZM176 103H177V102H176ZM178 103H179V105L181 106V103H180V102H178ZM189 103H190V102H189ZM189 103H187L188 106H189ZM205 103H206V102H205ZM216 103H215V104H216ZM145 104H146V103H145ZM156 104H157V103H156ZM161 104H160V105H161ZM168 104H167V105H168ZM185 104H184V105H185ZM192 104L195 106V107L193 106L194 111H195V109H196V105H195V103H193V102H192ZM198 104H199V103H198ZM198 104H197V105H198ZM200 104H201V103H200ZM202 104H203V103H202ZM202 104H201V106H202ZM218 104H217V106H218ZM56 105H57V104H56ZM148 105H149V104H148ZM160 105H159V106H160ZM162 105H164V104H162ZM167 105H166V102H165V106H167ZM173 105H172V106H173ZM159 106H158V107H159ZM185 106H186V105H185ZM212 106H213V107H211V108H212V109H214V108L216 109V108H217L216 110H218V107H219V109L221 108L220 106L217 107L216 105H213V103H212ZM214 106H215V107H214ZM221 106H222V105H221ZM82 107H83V106H82ZM143 107H144V106H143ZM169 107H170V105H169ZM177 107H179V106H177V105L175 106V105H174L173 108H171V107H170V108L166 107V108H168V109H169V113H171L172 109L175 108V110H176ZM190 107H191V106H190ZM199 107H200V106H199ZM207 107H206V108H207ZM138 108H139V107H138ZM144 108H145V107H144ZM144 108L141 109V107H140L141 110H144V111H145ZM159 108H160V110L163 109L162 107H159ZM159 108H158V109H159ZM191 108H192V107H191ZM191 108H190V109H191ZM193 108H192V109H193ZM202 108H203V107H201L200 109H198V106H197L198 111H199V110H202ZM208 108H207V109H208ZM170 109H171V111H170ZM178 109H180V110L182 111V109H181L180 107H179ZM212 109H211V111H212ZM215 109H214V110H215ZM262 109H264V108H262ZM34 110H35V109H33L32 111H34ZM55 110H56V109H55ZM77 110H78V109H77ZM81 110H83V108H82ZM146 110H147V109H146ZM149 110H150V109H149ZM214 110H213V113H211L212 116L216 114V113L214 114ZM224 110H222V113H221V114H224ZM38 111H40V110H38ZM161 111H162V110H161ZM164 111H165V113L167 112L166 109H165ZM185 111H187V108H186ZM191 111H192V110H190V112H191ZM194 111H192V112L194 113ZM198 111L196 110V112H198ZM36 112H37V111H36ZM157 112H158V111H157ZM172 112H173V111H172ZM175 112H176V111H175ZM175 112H174V113H175ZM178 112H179V111H177L176 113L178 114ZM206 112H207V111H206ZM208 112H209V110H208ZM215 112H216V111H215ZM252 112H253V110H252ZM40 113H41V112H40ZM82 113H83V112H82ZM159 113H160V112H159ZM174 113H172V114L174 115ZM176 113H175V115H176ZM180 113H182L183 116L186 115V114L184 115V111H183V112H180ZM193 113H192V114H193ZM217 113H219V112H217ZM247 113H249V112H247ZM42 114H43V113H42ZM145 114H146V113H145ZM161 114H162V112H161ZM196 114H197V113H196ZM203 114H204V113H203ZM221 114H220V115H221ZM37 115H38V114H37ZM40 115H41V114H40ZM40 115H39V117H40ZM84 115H85V114H84ZM173 115H172V116H173ZM201 115H202V113L199 114V112H198V116L200 117ZM248 115H249V114H248ZM43 116H45V115H43ZM167 116H168L169 118H170V117L172 118V116H170V115H166V119H167V120L169 119ZM177 116H178V115H177ZM190 116L192 117L193 115H190ZM194 116H195V115H194ZM194 116H193V117H194ZM196 116H197V115H196ZM212 116H211V117H212ZM217 116H218V115H217ZM255 116H256V115H255ZM179 117H181V115H179L177 118H179ZM185 117H186V119H187L188 116H185ZM203 117H204V119H205V116H203ZM203 117L201 118V120L203 119ZM164 118H165V116H164ZM171 118H170V119H171ZM175 118H176V116H174L173 121H174ZM182 118H183V117H182ZM212 118H213V117H212ZM212 118H211V120H212ZM250 118H251V116H250ZM170 119H169V120H170ZM186 119H185V120H186ZM204 119H203V120H204ZM252 119H253V118H252ZM84 120H85V119H84ZM164 120H165V119H164ZM180 120L183 121L182 119H180ZM188 120H189V118H188ZM205 120H206V119H205ZM253 120H254V121H253V122H254V123H253V124H254V125H253V128H254V131H255L256 136L259 138V134H260V132H259V124L262 125V121L260 120V117H258V116H256L255 119H253ZM32 121H33V120H32ZM81 121H83V120H81ZM171 121H172V119H171ZM199 121H200V120H199ZM206 121H207V120H206ZM218 121H217V122H218ZM33 122H34V121H33ZM176 122H178V121H176ZM176 122H175V123H176ZM187 122H188L187 120H186V122L184 121L185 124H186ZM190 122H191V120H190ZM197 122H198V121H197ZM221 122L219 121V123H221ZM243 122H244V124H243ZM56 123H57V122H56ZM82 123H83V122H82ZM169 123H170V122H169ZM169 123H168V125H167V127H168L167 130H168L169 127H170V126H169ZM171 123H173V122H171ZM181 123H183V122H181ZM219 123H218V124H219ZM152 124H153V123H152ZM187 124L189 125V123H187ZM216 124H217V123H216ZM251 124H252V123H251ZM31 125H33V124H31ZM58 125H60V124H58ZM63 125H64V124H63ZM99 125H100V124H99ZM176 125H177V124H176ZM183 125H184V124H183ZM188 125H187V126H188ZM191 125H192V124H190L189 126H191ZM199 125L201 126V124H199ZM199 125H198L197 128H198V129H201V130L199 131V130H197V128H196V130H197V132H200V136H202V135H203V133L201 132V131H202V128H201ZM203 125H204V124H203ZM244 125H245V126H244ZM56 126H57V125H56ZM64 126H65V125H64ZM179 126L181 127L180 123H179ZM179 126H178V127L176 126L178 130H179ZM38 127H39V126H38ZM41 127H42V126H41ZM41 127H40V128H41ZM61 127H62V126H61ZM171 127H172V126H171ZM183 127H186V125H184ZM204 127L206 128L207 125L205 124ZM234 127L236 128L235 135H236V133H237V135H236L237 142H235V143L233 144V143H232V139H231V138H233V137H231L230 134L232 133V128H234ZM244 127H245V128H244ZM62 128H63V127H62ZM93 128H94V127H93ZM165 128H166V127H165ZM165 128L162 130L163 132H164ZM174 128H175V125H174ZM205 128H204V134L207 133V131H208V129L206 128L207 130H205ZM260 128H261V127H260ZM36 129H37V127H36ZM38 129H39V128H38ZM97 129H98V127L96 128V130H97ZM170 129H172V128H170ZM170 129H169V130H170ZM175 129H176V128H175ZM177 129H176V131H177ZM180 129H183V128L181 127ZM185 129H187V128H185ZM246 129H249V128H246ZM250 129H251V128H250ZM26 130H27V129H26ZM61 130H62V129H60V131H61ZM65 130H66V129H65ZM96 130L94 129V131H96ZM167 130H166V131H167ZM183 130H184V129H183ZM43 131H44V130H43ZM43 131H42V133H43ZM166 131H165V132H166ZM174 131H175V130H174ZM192 131H193V130H192ZM205 131H206V132H205ZM230 131H231V132H230ZM28 132H29V131H28ZM91 132H92V129H91ZM91 132H90V133H91ZM170 132H171L172 134H174V133H173V129H172V131H170ZM170 132H168V134H169ZM179 132H181V131H177V135H178V137H182V135L179 136V134H180ZM186 132H187V130H186ZM208 132H209V131H208ZM261 132H262V131H261ZM24 133H25V132H24ZM29 133H30V132H29ZM37 133H38V132H37ZM61 133H62V132H61ZM138 133H139V132H138ZM161 133H162V132H161ZM181 133H182V132H181ZM201 133H202V135H201ZM233 133H234V132H233ZM38 134H39V133H38ZM168 134L164 135V138H165V139H166L165 136H167ZM197 134H198V133H197ZM197 134H196V135L194 134V136H195V137H198ZM29 135L31 136V133H30ZM29 135H27V137H28ZM32 135H33V134H32ZM140 135H141V134L139 133V136H138L137 134H136L135 136H136V137L138 136V139H139ZM177 135H176V136H177ZM187 135H188V134H187ZM205 135H206L207 138H210V137H211L210 135L207 136L208 134H205ZM232 135H233V134H232ZM22 136H23V135H22ZM30 136H29V137H30ZM89 136H90V135H89ZM135 136L132 138L133 140L135 139ZM170 136L173 137V139H174L175 134H174V136H172V135H170ZM200 136H199V137H200ZM27 137H26V138H27ZM33 137H34V136H33ZM141 137H142V139H141ZM141 137H140V140H142V142L144 143V141H143V137H144V136H141ZM171 137L168 136V138L171 140V145H172V146H173V143L175 144V142H176V144H177V143H178L177 141H180V140L182 141L181 138H180V140H178L179 138H175L176 141H175V142H172L173 140H172ZM206 137H205V139L207 140ZM217 137H216V140H215L216 142H218V138H217ZM23 138H24V136H23ZM144 138H145V137H144ZM164 138H163V139H164ZM185 138H186V136H185ZM88 139H89V138H88ZM122 139H123V138H122ZM132 139H131V140H132ZM146 139H148V138H146ZM194 139H195V138H194ZM199 139H201V138H199ZM234 139H235V137H234ZM27 140H28V139H27ZM33 140H34V139H33ZM33 140H32V141H33ZM89 140H90V139H89ZM135 140H137V138H136ZM170 140H169V142H167V141H166V142L169 144V143H170ZM185 140H186V139H184V141H185ZM188 140H189V139H188ZM195 140H196V139H195ZM195 140H194V141H195ZM197 140H198V138H197ZM201 140H202V139H201ZM209 140H211V139H209ZM209 140H207V141H209ZM222 140H223V141H222ZM32 141H31V142H32ZM35 141H36V138H35ZM70 141H71V140H70ZM146 141H148V140H146ZM162 141H163V140H162ZM181 141H180V143H181ZM198 141H199V140H198ZM28 142H29V141H28ZM31 142H30V144H31ZM119 142H120V139H119ZM121 142H123V140H122ZM124 142H125V141H124ZM137 142H138V143H137ZM142 142H140V141H138V140L136 141V143H137L138 146H141L139 143H142ZM166 142H165V144H167ZM185 142H186V141H185ZM202 142L204 143V139H203V141L198 142V144H200V143L202 144ZM205 142H206V141H205ZM221 142H222V143H221ZM36 143H37V142H36ZM36 143H35V145H36ZM143 143H142V146H144ZM146 143H147V142H146ZM183 143H184V142L182 141V144H183ZM196 143H197V142H196ZM196 143H194V145H195ZM207 143H208V142H207ZM207 143H206V144H207ZM209 143H210V141H209ZM37 144H38V143H37ZM87 144H88V143H87ZM204 144H205V143H204ZM256 144H257V142H256ZM32 145H33V144H31V146H32ZM121 145H122V143H121ZM178 145H179V144L174 145V146H176V150H178V148H177V147H179ZM180 145H181V144H180ZM184 145H185V143H184ZM194 145H193V146H194ZM196 145H197V144H196ZM36 146H37V145H36ZM91 146H92V145H91ZM142 146L140 147L139 150L136 149V152H137V151H140V152H141V150L143 151V147H142ZM165 146H166V145H165ZM210 146H212V145L209 144V146H208V144H207L208 150H210V149H209V148H211ZM34 147H35V146H34ZM146 147H147V146H146ZM146 147H144V149H145ZM162 147H163V146H162ZM168 147H169V145L167 146V148H168ZM180 147H182V146H180ZM183 147H184V146H183ZM201 147L203 148L204 145L201 146ZM259 147H260V152L262 153V155H264V146H262L261 144H260V145L258 144V149H259ZM91 148H92V147H91ZM93 148H94V147H93ZM135 148H136V147H135ZM135 148H134V150H135ZM137 148H138V147H137ZM159 148H160V147H159ZM172 148H173V147H172ZM172 148L169 147L170 150H171ZM196 148L198 149V148H200V147L198 146V147H196ZM196 148H194V150L198 151ZM202 148H201V149H202ZM205 148H206V147H205ZM236 148H237V147H236ZM38 149H39V148H38ZM192 149H193V148H192ZM206 149H207V148H206ZM219 149H220V148H219ZM149 150H152V148L149 149ZM153 150H154V149H153ZM165 150H166V149H165ZM170 150H169V151H170ZM208 150H207V151H208ZM144 151H145V150H144ZM144 151L142 152V154H144ZM147 151H148V149H147ZM166 151H167V150H166ZM172 151H173V149H172ZM172 151L170 152L171 154L174 153V151H173V152H172ZM179 151L181 152L180 148H179ZM196 151H195L194 153L198 155V153H200V152L197 153ZM199 151H200V149H199ZM210 151H211V150H210ZM246 151H247V153H246ZM133 152L136 153L135 151H133ZM180 152H179V153H180ZM191 152H193V151H191ZM223 152H222V154H223ZM105 153H106V152H105ZM134 153H133V154H134ZM146 153H147V152H146ZM146 153H145V155H146ZM150 153H151V152H150ZM150 153H149V155H150ZM154 153H155V152H154ZM163 153L166 154L165 152H163ZM176 153H177V152L175 151V155H176V157L181 156L180 154H178V156H177ZM202 153H203V152L201 151V155H202ZM237 153H238V152H237ZM138 154L141 155V153H139V152H138ZM164 154H163V155H164ZM167 154H169V153H167ZM171 154H170V155H171ZM207 154H209V155H207V156H211V157H208V159H209V160L211 159L210 162L213 163L214 160L216 159V158L214 157L215 154L213 155V157H214L213 159H214V160L212 159V155H210V152H209V153L207 152ZM212 154H213V153H212ZM224 154H223V156H224ZM238 154H239V153H238ZM42 155H43V154H42ZM106 155H107V157H113V156H112L113 154L111 155V152H110V155H111V156H109V155H108V152H107L105 155H103V156H105V157H104V158H105V161L103 160L104 158H103V159L101 158L102 160H99V161H100V164L102 163L101 161L106 162V159H107L108 162L110 161V160H108V158L106 157ZM156 155H157V154H156ZM156 155H155V156H156ZM170 155H169V157H171ZM175 155L173 154V156H172L173 159H175V158H174ZM192 155H194V154H192ZM201 155L199 156V158H201ZM204 155H205V153H204ZM90 156H91V155H90ZM135 156H136V154L134 155V157H135ZM137 156H138V155H137ZM141 156H142V155H141ZM147 156H148V155H147ZM155 156H154V158L157 157V156H156V157H155ZM207 156H206V157H207ZM221 156H222V155H221ZM143 157L148 158V157H146V156H144V155H143ZM163 157H164V156H163ZM167 157H168V155H167ZM169 157H168V159H169ZM172 157H171V162H170V160H169L170 163H172V162L174 161V160L172 159ZM195 157H198V156H195ZM203 157H204V156H203ZM216 157H217V156H216ZM145 158H143V159H145ZM189 158H191V157H189ZM223 158H224V157H223ZM240 158H241V157H240ZM248 158H245V159L248 160ZM257 158H258V157H257ZM259 158H260V157H259ZM143 159H142V160H143ZM148 159H149V158H148ZM164 159H165V158H164ZM168 159H167V160H168ZM180 159H182V157H181ZM196 159H197V158H196ZM202 159H203V158H202ZM243 159H244V158H243ZM253 159H255L256 161H258L259 163H256V164H255V163L253 162V161H255V160H253ZM90 160H91V159H90ZM135 160H137L136 157H135ZM151 160H152V159H151ZM162 160H163V159H162ZM182 160H183V159H182ZM203 160H204V159H203ZM209 160H207V161L209 162ZM212 160H213V161H212ZM227 160H228V161H227ZM145 161H146V159H145ZM153 161H154V159H153ZM190 161H192V162L194 163L195 160L192 159V160H190ZM198 161H199V159H198ZM198 161H197V162H198ZM215 161H217V160H215ZM221 161H222V160H221ZM241 161H243V160L241 159ZM111 162H112V161H111ZM147 162H148V161H146L145 164H146ZM158 162H159V161H158ZM176 162H177V161H175L174 163L176 164ZM183 162H186V161L184 160ZM183 162H182V163H183ZM195 162H196V161H195ZM203 162H204V161H203ZM208 162H207L206 164H208ZM247 162H248V161H247ZM247 162H245V163H247ZM44 163H45V162H44ZM182 163H181V164H182ZM193 163H191L192 165H190V166H191V168H190L191 170L189 169L190 171H192V168H193V167H194L195 169L198 167V166L195 167V164H196V163H194V164H193ZM200 163L202 164L201 161H200ZM214 163H215V162H214ZM221 163H222V162H221ZM27 164H28V163H27ZM98 164H99V163H98ZM100 164H99L98 166H100ZM108 164H109V163H108ZM136 164L139 165V164L137 163V161H135L134 166H133L132 169H134V167L137 166ZM158 164H159V163H158ZM158 164H157V166H158ZM160 164H164V161H161ZM181 164H180V166H181ZM201 164H200V165H201ZM203 164H204V163H203ZM209 164H210V163H209ZM33 165H34V164H33ZM112 165H113V162H112ZM135 165H136V166H135ZM149 165H151V164H149ZM155 165H156V164H155ZM155 165H154V166H155ZM168 165H169V164H168ZM172 165H173V163H172ZM172 165H171V166H172ZM177 165H179V164H176V166H177ZM197 165H198V163H197ZM200 165H199V167H198L199 169L197 168V169H198V171H197L198 174H199V170L201 171V169H200L201 166H200ZM204 165H205V164H204ZM210 165H212V164H210ZM244 165H245V164H244ZM246 165H248V164H246ZM257 165H258V166H257ZM45 166H46V165H45ZM101 166L104 167L103 165H101ZM101 166H100V167H101ZM105 166H106V165H105ZM109 166H111V163L109 164ZM165 166H166V165H165ZM165 166L162 165L163 172L167 170V168H166ZM184 166H185V165L183 164L182 167L184 168ZM206 166H207V165H206ZM213 166H215V164H213ZM213 166H212V168H213L212 171H214V172H215V175H216V171L214 170V167H213ZM216 166H217V165H216ZM216 166H215V169L217 168ZM223 166H226V164L223 165ZM23 167H25V165H24ZM27 167H30V166H27ZM27 167H26V168H27ZM100 167H99V168H100ZM158 167H159V166H158ZM163 167H164V168H163ZM174 167H175V166H174ZM174 167H172V168H174ZM203 167H204V166H202V169H203ZM246 167H247V166H246ZM104 168H105V167H104ZM104 168H102L103 171L100 170L101 172H103V175H101V176H103V177L105 176V174H104V170H105L107 167H106L105 169H104ZM111 168H112V166H111ZM137 168L140 170L139 167H136L135 169H137ZM146 168H147V166H146ZM152 168H154V167H152ZM165 168H166V169H165ZM178 168H179V167H178ZM194 168H193V169H194ZM210 168H211V167H210ZM116 169H117V168H116ZM159 169H160V168H159ZM164 169H165V170H164ZM174 169H175V168H174ZM179 169H180V168H179ZM195 169L193 170L194 172L197 170V169H196V170H195ZM226 169H227V170H226ZM23 170H25V169L23 168ZM110 170H112V169H110ZM139 170H138V171H139ZM170 170H173V169L170 168L168 171L170 172ZM177 170H178V169H177ZM177 170H176V172L174 171V173H177ZM182 170H183V169H182ZM204 170H205V169H204ZM204 170H203V171H204ZM26 171H27V170H26ZM132 171H134V170H132ZM158 171H159V170H158ZM179 171H180V170H179ZM193 171H192V172H193ZM206 171H208V170H206ZM29 172H31V171H29ZM135 172H137V171L135 170V171L133 172V175H134V176H138V179H139V174H141V173H135ZM146 172H147V171H146ZM149 172H150V171H149ZM201 172H202V171H201ZM243 172H244V171H243ZM256 172L254 173L255 175L252 176V177H254L255 180L257 181V179H256ZM37 173H38V172H37ZM105 173H106V172H105ZM107 173H108V172H107ZM170 173H172V171H171ZM174 173H173V174H174ZM195 173H196V172H195ZM195 173H194V174H195ZM204 173H207V172L204 171ZM204 173H203V174H204ZM101 174H102V173H101ZM135 174H138V175H135ZM144 174H145V173H144ZM150 174H151V172H150ZM163 174L165 175V174H167V172H166V173H163ZM187 174H188V175H189V174L191 175V172H190V173L187 172ZM187 174H186L185 176L189 177L190 175L188 176ZM194 174L192 173L193 176H192V175H191V176H192V177H195V176L197 175V176L199 177L198 174H196V175H194ZM213 174H214V173H213ZM224 174H225V173H224ZM23 175H24V174H23ZM28 175H29V173H28ZM167 175H168V174H167ZM175 175H176V174H175ZM178 175H179V174H178ZM204 175H205V174H204ZM204 175H203V176H204ZM226 175H227V173H226ZM10 176H11V175H10ZM106 176H107V175H106ZM130 176H131V173H130ZM141 176H142V175H141ZM144 176H145V175H144ZM144 176H142V178H141L142 180H143V177H144ZM146 176H147V175H146ZM151 176L154 177L153 174H152ZM173 176H174V175H173ZM197 176H196V177H197ZM200 176H202V175H200ZM216 176H217V175H216ZM222 176H223V175H222ZM23 177L25 178L26 176H23ZM103 177H102V178H103ZM165 177H168V176H165ZM171 177H172V176H170L169 180H171ZM180 177H181V176L177 177V180H176V181H177V182H176L177 184L179 183L178 180L180 179ZM187 177H186L185 179H187ZM196 177L193 178V179H194L193 182H196V183H197V182H199L198 180H200L201 178L199 177V178H197V181H195V180H196ZM205 177H206V175H205ZM228 177H229V176H228ZM252 177H251V178H252ZM10 178H11V177H10ZM100 178H101V177H100ZM102 178H101V180H102ZM130 178H132V177H130ZM133 178H135V177H133ZM146 178H149V179H150L149 176L146 177ZM178 178H179V179H178ZM207 178H208V173H207ZM213 178H214V177H213ZM254 178H253V179H254ZM25 179H27V178H25ZM25 179H24V180H25ZM149 179H148V180H149ZM174 179H176V176H175ZM188 179H189V178H188ZM191 179H192V178H191ZM193 179H192V180H193ZM202 179H203V178H202ZM208 179H209V180L211 179V178H210V175H209V178H208ZM223 179H224V178H223ZM227 179H228V178H227ZM5 180H6V178H5ZM101 180L99 179L100 182H101ZM148 180H147V181H148ZM150 180H151V179H150ZM150 180H149V181H150ZM152 180H153V178H152ZM167 180H168V179H167ZM209 180L207 181V179L204 178V181H203V182L207 181V182H206V186H210V185H212V187H213L214 182H213V184H211V183L209 182ZM213 180H214V179H213ZM230 180H231V182H229ZM255 180H253V181H255ZM261 180H264V179H261ZM102 181H103V180H102ZM106 181H107V180H106ZM106 181H105V182H106ZM132 181H133V183H134V180H132ZM145 181H146V179H145ZM145 181H144V182H145ZM163 181H164V180H163ZM172 181H173V179H172ZM174 181H175V180H174ZM179 181H180V180H179ZM210 181L212 182V180H210ZM218 181H219V180H218ZM237 181H234V182L236 183ZM100 182H97V183L99 184ZM126 182L129 183V182H131V180H130V181H127V180H126ZM135 182H136V181H135ZM137 182H138V180H137ZM152 182H154V181H151V182H149V183H150L151 185H153L154 183H152ZM180 182H181V181H180ZM188 182H189V180H188ZM188 182H187V183H188ZM190 182H192V181H190ZM208 182H209V183H208ZM234 182H233V185H235ZM240 182H239V183H240ZM24 183H25V182H24ZM128 183H127V184L125 183L127 186H126V187L123 186L124 189H125V188L128 189V188L130 187V184H131V183H130L129 185H128ZM133 183H132V184H133ZM149 183H148V182H145V184L149 185L148 187H150V184H149ZM169 183H171V181H169ZM207 183H208V185H207ZM216 183H218V182H216ZM230 183H231V184H230ZM248 183H249V182H248ZM248 183H247V185H248ZM98 184H97L96 186H95V185H94V186L97 187ZM100 184H101V183H100ZM125 184H124V185H125ZM138 184H139V183H138ZM140 184H141V183H140ZM140 184H139V185H140ZM143 184H144V183H142L141 186L146 188L147 186H145V185L143 186ZM158 184H159V181H158ZM166 184H167V182H166ZM177 184H176V185H177ZM190 184H192V183H190ZM199 184H200V183H199ZM199 184H198V185L195 184V186H199ZM202 184H203V183L200 184L199 189H201V185H202ZM204 184H205V183H204ZM204 184H203V185H204ZM249 184H252V183H249ZM254 184H255V183H254ZM68 185H69V184H68ZM164 185H165V184H164ZM218 185H220V184L218 183ZM218 185H217V186H218ZM228 185H227V187H228ZM233 185H231V186L233 187ZM236 185H238V183H237ZM257 185H258V186H257ZM94 186H92V187L95 189ZM103 186H104V185L101 184V187L103 188L102 191L105 190V187H103ZM128 186H129V187H128ZM131 186H132V185H131ZM133 186H134V185H133ZM135 186H136V184H135ZM135 186H134V187H135ZM158 186H159V185H158ZM167 186H169V185H167ZM178 186H179V185H177L176 187L178 188ZM181 186H183V185H181ZM195 186H194V187H195ZM217 186H216V187H217ZM225 186H226V185H225ZM231 186H230V187H231ZM249 186H250V185H249ZM69 187H70V186H69ZM69 187H68V188H69ZM101 187H100V185L98 186L99 189H100ZM123 187H122V188H123ZM148 187H147V188H148ZM152 187H153V186H152ZM152 187H150V188L152 189ZM163 187L165 188V186H163ZM170 187H171V186H170ZM174 187H175V185H174ZM212 187L210 186L209 189L212 188ZM218 187H219V186H218ZM218 187H217V189H218ZM238 187H239V185H238ZM102 188H101V189H102ZM132 188H133V187H132ZM145 188H144V189H145ZM150 188H148V191L151 190ZM188 188H189V187H188ZM204 188H205V187H204ZM235 188H234V189H235ZM72 189H73V188H72ZM96 189H97V188H96ZM124 189H123V190H124ZM129 189H130V188H129ZM153 189H154V187H153ZM153 189H152V190H153ZM155 189H156V188H155ZM166 189H168V188H166ZM170 189H171V188H170ZM180 189H181V188H180ZM184 189H185V188H184ZM189 189H190V188H189ZM192 189H194V188H192ZM207 189H208V188H207ZM207 189H206V190H207ZM209 189H208V190H209ZM220 189H221V188H219L218 190H220ZM228 189H229V188H228ZM47 190H48V189H47ZM68 190H70L69 192H71L70 195H71V197H72V195H74L75 192H74V191H71V189H68ZM97 190H98V189H97ZM97 190H95L96 193H98ZM121 190H122V189H121ZM141 190H143V189L141 188ZM168 190H169V189H168ZM171 190H172V189H171ZM177 190H178V189H177ZM202 190H203V189H202ZM92 191H93V190H92ZM98 191H100V190H98ZM102 191H100L101 196H100V194L98 195V196H100V198H99V197H96L97 200L93 199V201H92L93 203H94V201H97V203H98L99 200H101V202L105 200L104 197H106V196H102V195L106 194V193H104L106 190H105L103 193H102ZM128 191H131V190H128ZM128 191L126 192V193H128V194H130V193L133 192V191H131V192H128ZM136 191H137V190H136ZM145 191H147V189L144 190V192H145ZM182 191H183V190H182ZM182 191H181V193H182ZM185 191H187V190H185ZM193 191H194V190H192V192H193ZM211 191H212V189H211ZM211 191H208V192L211 193ZM222 191H223V190H222ZM222 191L220 190V192H222ZM65 192H66V191H65ZM69 192H67V193L69 194ZM72 192H74V194H73ZM119 192H120V191H119ZM153 192H154V191H153ZM177 192H178V191H177ZM195 192H196V191H195ZM195 192H194V195H195ZM199 192L202 193L201 190H200ZM220 192H219L218 194H221ZM77 193H78V192H77ZM113 193H114V190H113ZM122 193H124V192L122 191ZM150 193H152V192H150ZM165 193H166V191L164 192V194H165ZM167 193H169V195H170V192H167ZM196 193H197V192H196ZM201 193H200L199 195H200V197L202 198L203 194L201 195ZM203 193H204V192H203ZM205 193H206V192H205ZM228 193H229V192H228ZM152 194H153V193H152ZM179 194H180V192H179ZM186 194H187V193H185V196L188 195V194H187V195H186ZM197 194H198V193H197ZM208 194H209V193H208ZM218 194H217V195L214 194V195L216 196V198H220L221 196H222V197L224 196V195L219 196ZM65 195H67V194H65ZM70 195H69V196L67 195V197L71 198ZM90 195H91V194H90ZM93 195H94V194H93ZM121 195H122V194H121ZM125 195H126V194H124V196H125ZM130 195H131V198H130L129 195H128V199L130 198L131 201H132V200H133V198H132V194H130ZM133 195H136V194H133ZM143 195H144V194H143ZM149 195L151 196V194H148V198H147V199L150 198ZM169 195H166V196L168 197ZM180 195H182V194H180ZM204 195H205V194H204ZM206 195H207V194H206ZM31 196H32V195H31ZM136 196H137V195H136ZM141 196H142V195H141ZM141 196L138 197V198H139V199H143ZM144 196H145V195H144ZM146 196H147V195H146ZM153 196H154V195H153ZM162 196H163V195H162ZM182 196H183V195H182ZM210 196H211V195H210ZM248 196H250V195H248ZM33 197H35V196H32V198H33ZM60 197H62V196H60ZM74 197L77 198V195H76V196L74 195ZM89 197H90V196H89ZM121 197H122V198H120V199L123 200V196H121ZM125 197L127 198V195H126ZM125 197H124V200H125ZM154 197H155V196H154ZM164 197H165V196H164ZM167 197H165V198H167ZM171 197H173V196H170V198H171ZM178 197H179V196H178ZM222 197H221V198H222ZM244 197H246V198H244ZM25 198H26V197H25ZM28 198H30V197H28ZM91 198H95V197H91ZM135 198H136V197H135ZM135 198H134V199H135ZM138 198H137V199H138ZM168 198H169V197H168ZM181 198H182V197H181ZM185 198H186V197H185ZM194 198H195V197H194ZM201 198H200V200H201ZM214 198H215V197H214ZM221 198H220V201L223 200V199H221ZM252 198H253V196H252ZM110 199H111V198H110ZM128 199H126L125 202H127ZM137 199H136V200H137ZM145 199H146V198H145ZM147 199H146V202H145V203H149V202H147ZM171 199H172V198H171ZM197 199H199V197L196 198V201H197ZM210 199H211V197H210ZM227 199H228V198H227ZM237 199H236V201H237ZM249 199H250V197H249ZM249 199H248V200H249ZM25 200H26V199H25ZM25 200H24V201H25ZM33 200H34V198H33ZM91 200H92V199H91ZM108 200H109V199H108ZM136 200H135V202H136ZM150 200H152V201L155 200V201H154L155 203L153 204V202H151ZM150 200H149V201H150L151 203H150V205L148 204V206H150L148 210H146V206H145V207H142V208H145L144 211L147 212L146 215L148 214V215L150 216L149 218L152 217V216L150 215V212L152 211V208L154 209V205H155V204H156V205L158 204V203H156V202L158 201V199H157V201H156V197H155L154 200H153V199H152V196H151ZM179 200H180V199H179ZM181 200H182V199H181ZM183 200H184V196H183ZM183 200H182V201H183ZM202 200H203V199H202ZM64 201H65V200H64ZM64 201H63V203H64ZM106 201H107V200H106ZM131 201H128V203L131 202ZM138 201H139V200H138ZM138 201H137V202H138ZM164 201H165V200H164ZM168 201L170 202V200H168ZM204 201H205V200H204ZM220 201L218 200V203H220ZM92 202H91V203H92ZM99 202H100V201H99ZM101 202L99 203L100 206H101ZM113 202H114V199H113ZM118 202H119V200H118ZM122 202H123V201H122ZM125 202H123V204H124ZM140 202H142V201H140ZM140 202H139V203H140ZM143 202H144V201H143ZM158 202H159V201H158ZM180 202H181V201H179V205H180ZM184 202H186V199L184 200ZM201 202H202V201H201ZM225 202H226V201H225ZM225 202H224V200H223L221 203H224L223 205H226L227 203L225 204ZM243 202H244L245 204H242ZM243 202H241L240 210H241V208H242V205H246V204H247L246 201H243ZM250 202H251V201H250ZM30 203H31V202H30ZM114 203H115V202H114ZM128 203H127L126 205H128ZM132 203L135 204L134 201H132ZM195 203H196V202H195ZM209 203H210V201H209ZM35 204H38V203H35ZM104 204H105V201H104ZM107 204H108V203H107ZM117 204H118V203H117ZM119 204H120V203H119ZM133 204H130V205L133 206ZM141 204H142V203H141ZM199 204H200V203H199ZM203 204L206 205V204H208V203L205 204V202H204ZM27 205H28V203H27ZM137 205H138V204H136V206H137ZM159 205L161 206V203H160ZM179 205H176V206L179 207ZM182 205H183V204H182ZM186 205H187V202H186ZM186 205H184V206H186ZM195 205H198V203L195 204ZM204 205H203V206H204ZM211 205L214 206L213 204H211ZM220 205L223 206L222 204H220ZM249 205L251 206L250 203H249ZM57 206H58V205H57ZM92 206L94 207V205H91V207H90L91 209H93ZM95 206H96V205H95ZM112 206H113V205H112ZM119 206H120V205H119ZM140 206H142V205H140ZM143 206H144V205H143ZM218 206H219V204H218ZM218 206H217V207H218ZM226 206H227V205H226ZM32 207H33V206H32ZM37 207H38V206H37ZM104 207H107V206L105 205ZM113 207H115V205H114ZM161 207H162V206H161ZM180 207H182L183 209H185V207H183V206H180ZM186 207H187V206H186ZM191 207H192V206H189V205H188V209H190ZM206 207H207V205H206ZM227 207H228V206H227ZM227 207H226V208H225V206H224V208H223V207H222V208L219 207L218 209H225V211L227 212V215H228V212L230 211V209L227 210ZM229 207H230V206H229ZM244 207H245V210H246V207H247V206H244ZM244 207H243V208H244ZM59 208H60V207H59ZM59 208H58V209H59ZM128 208H129V206H128ZM142 208H141V209H142ZM158 208H159V207L157 206V208H155L154 211H156V212L163 211V210H162L163 208H161V210L158 209ZM212 208H213V207H212ZM248 208H250V207H248ZM256 208H257V209H256ZM50 209H51V208H50ZM58 209H57V210H58ZM104 209H105V208H104ZM104 209L102 208V211H103ZM117 209H118V208H117ZM130 209H131V208H130ZM132 209H134V208L132 207ZM132 209H131V210H132ZM156 209H157V210H156ZM179 209H180V208H179ZM179 209H178V210H179ZM201 209H202V208H200V212L204 209V207H203L202 210H201ZM33 210H34V209H33ZM95 210H96V209H95ZM95 210H94V211H95ZM106 210H107V209H105L104 211H106ZM134 210H135V209H134ZM134 210H132V211H134ZM159 210H160V211H159ZM170 210H171V209H170ZM175 210H176V209H175ZM186 210H187V209H185V211H186ZM190 210H192V208H191ZM190 210H189V211H190ZM193 210H194V209H193ZM193 210H192V211H193ZM210 210H211V208H210ZM238 210H239V209H238ZM238 210H237V211H238ZM245 210L243 209V213H242V214H247V213H244ZM98 211H99V209H98ZM113 211H114V210H113ZM132 211H131V212H132ZM179 211H180V210H179ZM183 211H184V210H183ZM183 211H182V212H183ZM192 211L189 212L190 214L188 213L190 216H191ZM205 211H207V210H205ZM205 211H204L203 213L206 215ZM211 211H212V210H211ZM221 211H222V210H220V213L223 214V213H224V210H223L222 212H221ZM248 211H249V209H248ZM251 211H252V210H251ZM34 212H35V211H34ZM152 212H153V211H152ZM165 212H166V211H165ZM171 212H172V210H171ZM175 212H176V211H175ZM187 212H188V211H187ZM218 212H219V211H218ZM218 212H217V213H218ZM226 212H225V213H226ZM246 212H247V210H246ZM36 213H37V212H36ZM89 213H90V211H89ZM94 213H96V211H95ZM104 213H105V212H103V214H102L103 216H104ZM136 213H137V212H136ZM207 213H208V212H207ZM220 213H219V215H220ZM34 214H35V213H34ZM98 214H99V212H98ZM98 214H96V215H98ZM132 214H133V213H132ZM138 214H139V211H138ZM158 214H159V213H158ZM160 214L163 215V213H161V212H160ZM181 214H182V213H181ZM184 214L186 215V213L183 212V215H184ZM231 214H232V213L229 212V215H231ZM240 214H241V211H240ZM248 214L250 215V212H249ZM58 215H59V214H58ZM119 215H120V214H119ZM121 215H122V214H121ZM133 215H134V216H132V217H134V218H132V219H135V215H136L135 212H134ZM141 215H142V214H141ZM153 215H156V214L153 213ZM172 215H173V214H172ZM189 215H187V216H189ZM216 215H217V214H216ZM219 215H217L218 218H219ZM224 215H225V214H224ZM227 215H226V216H227ZM38 216H39V215H38ZM38 216H37V217H38ZM91 216H92V215H91ZM100 216H101V214H100ZM143 216H145V215H143ZM143 216H142V217H143ZM164 216H165V215H164ZM181 216H182V215H181ZM181 216H180V219L183 218V217H181ZM187 216L184 217V218H187ZM193 216L196 217L197 215L195 216V214H192L191 218H193ZM202 216H203V214H202ZM209 216H212V215H209ZM232 216H233V215H232ZM243 216H244V215H243ZM246 216H247V215H246ZM97 217H98V216H95V220H96V221L98 220ZM139 217H140V216H139ZM159 217H160V216H158L157 218H159ZM224 217H225V216H224ZM233 217H235V216H233ZM233 217L231 218L232 220H233ZM249 217H250V216H249ZM38 218H39V217H38ZM98 218H99V217H98ZM101 218H102V222H101V223L103 224L105 220L103 221V217H102V216H101ZM101 218H100V220H101ZM136 218H138V217H136ZM147 218H148V217H147ZM152 218H153V217H152ZM152 218H151V219H152ZM184 218H183V219H184ZM191 218L189 219L190 221L193 220V219H191ZM197 218H198V217H197ZM201 218H202V217H201ZM203 218L205 219V217H203ZM211 218H212V217H211ZM228 218H229V217H228ZM244 218H245V217H243V220H244ZM247 218H248V217H247ZM247 218H246V219H247ZM18 219H19V218H18ZM48 219H49V217H48ZM106 219H107V218H106ZM119 219H121V217H120ZM122 219H123V217H122ZM163 219H164V218H163ZM166 219H167V218H166ZM183 219H182V220H183ZM195 219H196V218H194V220H195ZM198 219H199V218H198ZM220 219H221V215H220V218L218 219V222H219V221L221 222ZM225 219H226V218H225ZM229 219H230V218H229ZM20 220H21V219H20ZM33 220H34V219H33ZM56 220H58V219H55V221H56ZM90 220H91V219H89L88 221H90ZM135 220H136V219H135ZM135 220H133V221L131 220V225L133 224V227L130 225V229H132V230L134 229L135 231H137V230L134 228V227H135V226H134V225H135V224H134ZM144 220H145V217H144ZM147 220H148V219H147ZM154 220H155V221H154ZM154 220H153V219L151 220V221H152V223H151L152 225H151V226L153 227L154 225H155V226L157 225V226H156V229H157L158 226L160 227L162 223H163V224L165 223L164 221H163L162 223H160L159 221H162V219L160 220V218H159V221H158L157 219H154ZM164 220H165V219H164ZM182 220H181V221H182ZM187 220H188V219H186V222H187V223H188V222L190 223V221H187ZM194 220H193V221H194ZM209 220H210V219H209ZM234 220H235V219H234ZM55 221H53V222H55ZM115 221H116V220H115ZM121 221H122V220H120V222H121ZM151 221H149V222H151ZM157 221L159 222L160 225H159V224H156ZM165 221H166V220H165ZM183 221H185V220H183ZM196 221H197V220H196ZM224 221H225V220H224ZM247 221H248V219H247ZM33 222H34V224H35V221H33ZM53 222H50V221H49V222H47V224L51 223V225H52ZM76 222H77V221H76ZM86 222H87V221H86ZM90 222H91V224H92V221H90ZM90 222H89V223L87 222L88 225H87V224H84L85 227H86V225L89 226ZM120 222H118V223H120ZM145 222H146V221H145ZM158 222H157V223H158ZM168 222H169V221H168ZM178 222H179V221H178ZM218 222H217V223H218ZM220 222H219V224H220ZM245 222H246V221H245ZM253 222H252V223H253ZM17 223H19V222L17 221ZM77 223H78V222H77ZM95 223L97 224V222H95ZM105 223H106V222H105ZM114 223H115V222H114ZM135 223H136V222H135ZM180 223H181V222H180ZM197 223H199V222H197ZM226 223H227V222H226ZM228 223L231 224V225L233 224V223H230V222H228ZM242 223H244V222H242ZM47 224H46V225H47ZM74 224H76V223H74ZM102 224H101V225H102ZM120 224H121V223H120ZM184 224H185V222H184ZM193 224H194V225H192V226H193L192 228L198 229V228L195 227L196 223L194 222ZM76 225H77V224H76ZM76 225H75V226H76ZM103 225H105V224H103ZM118 225H119V224H118ZM146 225H147V224H146ZM199 225H200V224H199ZM246 225H247V224H246ZM49 226H50V224H49ZM72 226L74 227V225H72ZM79 226H80V225H79ZM94 226H95V225H94ZM98 226H100V225H98ZM144 226H145V225H144ZM147 226H149V225H147ZM155 226H154V227H155ZM162 226L165 227L164 225H162ZM168 226H169V225H168ZM183 226H184V225H183ZM197 226H198V225H197ZM201 226H202V225H200V229H201L202 232H203V229H202L203 226H202V227H201ZM208 226H209V225H208ZM216 226H217V224H216ZM218 226H219V225H218ZM218 226H217V227H218ZM229 226H230V225H229ZM229 226L226 227V230L229 228ZM252 226H253V224H252ZM47 227H48V225H47ZM80 227H81V226H80ZM85 227L83 226V227L80 228V229H83V228H85ZM95 227H96V226H95ZM100 227H102V226H100ZM108 227H109V226H108ZM117 227H118V230H121V228L119 229L120 226H117ZM117 227H115V228H117ZM154 227H153L152 229H153V230H156V229H154ZM185 227H187V226H185ZM198 227H199V226H198ZM204 227H205V226H204ZM204 227H203V228H204ZM214 227H215V226H214ZM219 227H220V226H219ZM223 227H224V226H223ZM223 227H221V228L224 229ZM230 227H231V226H230ZM241 227H243V224H242ZM33 228H34V227H33ZM71 228H72V227H71ZM89 228H90V227H89ZM115 228H114V229H115ZM148 228H149V227H148ZM150 228H151V227H150ZM150 228H149V229H150ZM253 228H254V227H253ZM87 229H88V227H87ZM94 229H95V228H94ZM102 229H103V228H102ZM102 229H101V232L103 231ZM107 229H108V228H107ZM152 229H150V231H148V232H151ZM161 229H162V228L160 227L159 230H161ZM200 229H198V230H196V231L199 232ZM216 229H217V228H216ZM218 229H219V228H218ZM232 229H233V227H232L230 230L228 229L227 231L229 232V231H231ZM244 229H245V228L243 227V230H244ZM70 230H71V229H70ZM88 230H89V229H88ZM88 230H87V231H88ZM99 230H100V229H99ZM132 230H131V232H132ZM145 230H147V228H146ZM153 230H152V231H153ZM201 230H200V232H201ZM219 230H220V229H219ZM243 230H242V228H241L240 234L242 233ZM35 231H36V230H35ZM73 231H74V229H73ZM90 231H91V228H90L89 232H90ZM121 231H122V230H121ZM135 231L133 232V233H134L133 236H136V232H135ZM168 231H169V230H168ZM204 231H205V230H204ZM216 231H217V230H216ZM216 231H215V232H216ZM60 232H61V231H60ZM76 232H77V230H76ZM76 232H75V235H74V236H76V235H77V236L74 237V239L71 238V241L69 240V241H70V243H69L70 245H68V242H69V241H68V242L66 241V242H64V243H65L64 245L62 244V246H61V244H60V247L56 246L57 248L55 247L56 249H55L54 251H51V252H52L51 254L47 253V255L49 254L48 257H47L46 255H44V256H46V258L43 256V257H44L43 264H85V263L87 264L86 260H87L88 256L90 257L91 253L93 254L92 251L95 250V248L93 249V247H94L93 245H96V244H93V243H92V242H94V240H93L94 237L90 235L92 232H90V233L88 232L89 234H87V232H86V234H85V233H84L85 231H84V232L82 231L83 234H81V231L78 230V232H79L80 234H79L78 232H77V233H78L79 235L76 234ZM97 232H98V230H97ZM117 232H120V231H117ZM131 232H130V234H132ZM154 232H155V231H154ZM154 232H153V233L151 232V233L154 234ZM156 232L159 233L158 229H157ZM156 232H155V233H156ZM179 232H180V231H179ZM190 232H191V229H190ZM200 232H199L198 234H200ZM202 232H201V233H202ZM217 232H218V233L214 235L215 237H216V236L219 237V235H220V234H219L220 231H217ZM223 232H224V230H223ZM223 232H222V234H223ZM231 232H232V231H231ZM231 232H230V233H231ZM244 232H245V231H244ZM252 232H253V231H252ZM254 232H253V233H254ZM67 233H68V231L66 232V234H67ZM69 233H70V231H69ZM98 233H99V232H98ZM102 233H103V232H102ZM187 233H188V232L186 231L185 234H187ZM193 233H195V232H194V229H192V234H193ZM220 233H221V232H220ZM230 233H228V234H229L228 236L231 237ZM93 234H94V232H93ZM93 234H92V235H93ZM106 234H107V233H106ZM144 234H146L145 236L148 238V236H147L148 233H144ZM195 234H197V232H196ZM202 234H203V233H202ZM202 234H200L201 237H202ZM224 234H225V233H224ZM231 234H232V233H231ZM242 234H244V233H242ZM242 234H241V235H242ZM70 235H71V234H70ZM100 235H101V234H100ZM100 235H99V236H100ZM102 235H103V234H102ZM122 235H124V231H123V234H122ZM125 235H126V234H125ZM125 235H124V236H125ZM127 235H128V233H127ZM159 235H160V234H159ZM200 235H199V236H200ZM255 235L252 234V238H253V236H255ZM258 235H256V236H258ZM66 236H69V235H66ZM66 236L64 237L65 239L67 238ZM111 236H112V234H111ZM116 236H117V234H116ZM129 236H131V235H129ZM129 236H126V237H129ZM150 236L153 237V235H150ZM156 236H157V234L155 235V237H156ZM162 236H166V235H165V232H163ZM191 236H192V235H191ZM191 236H189V237H191ZM196 236H197V235H196ZM208 236H209V235H208ZM62 237H63V236H62ZM62 237H61L60 239H62ZM100 237H101V236H100ZM100 237H99V239H100ZM105 237H106V236H105ZM117 237H118V236H117ZM120 237H121V236H120ZM122 237H123V236H122ZM126 237H123V238H124V240L126 241V242H124V243L127 244L128 241L130 242L131 239L127 241V239H129V238L126 239ZM136 237H139V235L136 236ZM136 237H135V238H136ZM146 237L143 236V239H145ZM152 237L150 238V240H148V242H150V245H152V244H151ZM159 237H161V235H160ZM201 237H198V238L201 239V240L203 241V238L206 237V234H205V236H204L203 238H201ZM218 237H217V238H218ZM221 237H223V236L221 235ZM106 238H107V237H106ZM106 238H105V239H106ZM130 238H131V237H130ZM132 238L134 239V237H132ZM163 238H164V237H163ZM163 238H161V239H163ZM192 238H193V240H191ZM194 238H195V235H194V237L192 236V237L189 238V239H190L191 241L195 242V241H194ZM217 238H216V239H217ZM223 238H224V237H223ZM228 238H229V237H228ZM133 239H132V241H134V240H138V238H136V239H134V240H133ZM157 239H158V237H157ZM157 239H156V242H158ZM161 239H160V240H161ZM219 239H220V238H219ZM219 239H217V240H219ZM103 240H104V238H103ZM122 240H123V239H122ZM145 240H147V239H145ZM158 240H159V239H158ZM163 240L167 242V240H165V238H164ZM163 240H162L161 242H164ZM179 240H180V239H179ZM183 240H185L184 236H183L182 241H183ZM195 240H197V238H195ZM229 240H230V239H229ZM59 241H60V240H59ZM116 241H118V238H117V240H115V243H114L115 246H117V245H116ZM199 241H200V240H199ZM202 241H200V242L202 243ZM226 241H228V240H226ZM48 242H52L53 245H56V244L58 243V239H51V238H49V239H48ZM96 242H97V240H96ZM109 242H110V241L107 240V239L104 240V241L102 242V243H103V248H104V250H106V251L112 253V248H111V245L109 244ZM134 242H135V241H134ZM154 242H155V241H154ZM156 242H155V244H158L160 241H159L158 243H156ZM171 242H172V241H171ZM217 242H218V241H217ZM220 242H221V240L219 241V243H220ZM229 242H230V243H229ZM229 242H226L225 246H227V243H229V244H228V247H229V245L233 243V242H231V241H229ZM41 243H42V242H41ZM46 243H47V242H46ZM124 243H122V244L124 245ZM131 243H132V242H131ZM143 243H144V242H142V245H143ZM152 243H153V241H152ZM167 243H168V242H167ZM181 243H183V242H181ZM189 243L193 244L192 247L194 248V247H195L194 245H195L197 242H195V244H194V243H192V242L189 241ZM203 243H204V242H203ZM213 243H214V242H213ZM47 244H48V243H47ZM47 244H46L45 246H47ZM122 244H121V246H123ZM135 244L137 245V242H136ZM148 244H149V243H148ZM160 244H162V243H160ZM164 244H165V246H168V247L170 246V244H169V245H167L166 243H164ZM199 244H200V243H199ZM217 244H218V243H217ZM223 244H224V242H223ZM37 245H38V244H37ZM132 245H133V246H132ZM136 245H135V246H136ZM144 245H145V244H144ZM153 245H154V243H153ZM153 245H152V246H153ZM188 245L191 246V245L188 244V242H187V246H188ZM203 245H205V244H203ZM203 245L201 244L202 248H203L204 251H205V249H206V245H205V247H203ZM213 245L215 246V244H213ZM41 246H42V245H41ZM98 246H99V245H98ZM125 246H127V245H125ZM128 246H129V244H128ZM130 246H131L133 249H134V247H135V246H134V243L131 244ZM138 246H139V245H138ZM138 246H137V247H138ZM146 246H148V245L146 244ZM157 246H158V245H157ZM159 246H160V245H159ZM163 246H164V245H163ZM165 246H164V247H165ZM177 246H178V245H177ZM197 246H198V245H197ZM197 246H196V247H197ZM216 246H217V245H216ZM218 246H219V245H218ZM218 246H217V247H218ZM233 246H235V244H234V245L232 244V247H231L232 250H234V247H233ZM21 247H22V246H21ZM36 247H37V246H36ZM43 247H44V246H43ZM53 247H54V246H53ZM113 247H114V246H113ZM144 247H145V246H144ZM155 247H156V246L151 247V248L154 249ZM164 247H163V248H164ZM182 247H183V245H182ZM196 247L193 249V252H191L192 255L189 253V254L191 255L192 262H193L194 258H195L196 260H197V258H198V257H197V258L195 257V255H197V254L194 253V252L197 250ZM212 247H213V246H212ZM96 248H97V247H96ZM115 248H116V247H115ZM123 248H124V247H122V249H123ZM132 248L129 249V251H130V250L132 251ZM149 248H150V247H149ZM151 248H150V249H151ZM183 248H184V247H183ZM186 248L188 249L189 247H186ZM200 248H201V247H200ZM202 248L200 249V250H201L200 252H202ZM49 249H50V248H49ZM119 249H120V248H119ZM137 249H138V248H137ZM153 249H152V250H153ZM161 249H162V248H161ZM166 249H167V247H166ZM166 249H165V250H166ZM184 249H185V248H184ZM191 249H192V248L190 247V249H188V250H191ZM226 249H228V248L225 247V249H223V250H226ZM256 249H257L258 251H257ZM42 250H43V249H42ZM47 250H48V249H47ZM142 250H143V249H141V251H142ZM152 250H148V252H149V251L151 252ZM154 250H155V249H154ZM154 250H153V252H154ZM158 250H160V247H158ZM167 250H170V248H168ZM188 250H186V251H188ZM194 250H195V251H194ZM208 250H209V249H207V253L209 252ZM229 250H230V248H229ZM37 251H38V250H37ZM39 251H40V250H39ZM95 251H97V249H96ZM102 251H103V249H102ZM106 251H105V252H106ZM115 251H117V250L115 249ZM135 251H136V250L132 251V252H134L133 254H136ZM144 251H145V250H144ZM160 251H161V250H160ZM160 251H159V252H160ZM170 251H171V250H170ZM204 251L201 253L202 255H203V253H205ZM210 251H212V250H210ZM227 251H228V250H226L225 253H226ZM34 252H35V251H34ZM105 252H104V253H105ZM117 252H118V251H117ZM120 252H122V250H120ZM125 252H126V251H125ZM125 252L123 253V255L125 254ZM153 252H152V253H149V255L151 256V255L153 254V256H154V253L156 254V252H154V253H153ZM157 252H158V251H157ZM159 252H158V253H159ZM161 252H163V251H161ZM161 252H160V253H161ZM168 252H169V251H168ZM168 252H167V253H168ZM223 252H224V251H223ZM223 252H222V253H223ZM231 252H232V251H231ZM235 252H236V251H235ZM44 253H45V252H44ZM97 253H98V251H97ZM101 253H102V252H101ZM114 253H115V252H114ZM130 253H131V252H130ZM140 253H141V252H140ZM142 253H143V255L148 254V253H146V252H145V254H144L143 251H142ZM142 253H141V254H142ZM171 253H172V252H171ZM182 253H183V252H182ZM198 253H199V251H198ZM216 253H217V252H216ZM233 253H234V252H233ZM34 254H35V253H34ZM39 254H40V253H38V255H39ZM118 254H119V252H118ZM161 254H162V253H161ZM161 254L156 255L155 258H157V256H158V258H157V261H158V262H156V264H157V263L160 264L159 260L161 261V260H163L164 257H167V255L165 256L164 253H163L164 257L162 258V257H161V256H162ZM193 254H195V255H193ZM214 254H215V253H214ZM227 254H230V257H232V256H231L232 253H229V251H228V253L225 254L226 257L228 258L229 256H227ZM29 255H30V254H29ZM123 255H122V256H123ZM130 255H131V254H130ZM130 255L128 254V256H130ZM143 255H142V257H143ZM168 255H169V254H168ZM170 255H171L172 258L174 259L173 255H172V254H170ZM202 255H201V256H202ZM204 255H206V254H204ZM209 255H210V254L208 253V256H209ZM216 255H217V254H216ZM239 255H240V254H239ZM32 256H33V255H32ZM91 256H92V255H91ZM93 256H95V255H93ZM96 256H97V254H96ZM114 256H115V255H114ZM114 256H113V257L111 256V257H112V258H115L116 256H115V257H114ZM134 256H135V255H134ZM134 256H132V257H134ZM138 256H139V254H138ZM146 256H147V255H146ZM150 256H148V257H150ZM171 256H170L169 258L172 260ZM211 256H212V255H211ZM222 256H223V255H222ZM240 256H241V255H240ZM29 257H30V256H29ZM117 257H118V256H117ZM151 257H152V256H151ZM159 257H161L162 259H160ZM193 257H194V258H193ZM199 257H200V255H199ZM203 257H204V256H203ZM209 257H210V256H209ZM209 257H208V258H209ZM212 257H213V256H212ZM226 257H225V258H226ZM237 257H238V256H237ZM30 258H31V257H30ZM33 258H34V257H33ZM33 258H32V259H33ZM37 258H39V257L37 256ZM90 258H91V257H90ZM90 258H88V259H90ZM112 258H110V259H112ZM119 258H120V257H118V259H119ZM127 258H128V257H127ZM129 258H130V257H129ZM129 258H128V260H129ZM134 258H135V257H134ZM152 258H154V257H152ZM152 258H151V259H152ZM167 258H168V257H167ZM167 258H166V259H167ZM175 258H177V257L175 256ZM239 258H240V257H238V261H240ZM40 259H42V258L40 257ZM94 259H96V257H94ZM94 259L92 258L93 262L95 263ZM110 259H109V261H110L109 264H113V262H111V261H115V260H114V259H113V260H110ZM115 259H116V258H115ZM132 259H133V258H132ZM138 259H139V260L141 259L140 261L143 260L141 257L138 258ZM145 259H147V257H146V258L144 257V261H142L143 263H141V262H137V264H138V263L144 264V262H146ZM148 259H149V258H148ZM151 259H149V261H150ZM158 259H159V260H158ZM166 259H165V260H166ZM170 259H168V261H169ZM201 259H203V258H201ZM35 260H37V259L35 258ZM133 260H134V259H133ZM152 260H153V259H152ZM171 260H170L169 263L172 264ZM196 260L194 261V263L196 262ZM206 260H208V259L205 258L204 261H203V260L200 261V262H201L200 264H202V262L204 263ZM211 260H212V258H211ZM213 260H214V259H213ZM213 260H212V261H213ZM220 260H221V257H220ZM228 260H230V259H228ZM32 261H33V260H32ZM89 261H91V260H88V264H89ZM119 261H120V260H119ZM147 261H148V260H147ZM149 261H148V263H149ZM155 261H156V260H155ZM163 261H164V260H163ZM163 261H161V263H162V264H166V263H164L165 261H164V262H163ZM174 261H175V260H174ZM174 261H173V262H174ZM190 261H191V260H190ZM208 261H210V259H209ZM214 261H215V260H214ZM238 261H237V263H238ZM91 262H92V261H91ZM97 262H98V261H97ZM126 262H127V261H126ZM175 262H177V261H175ZM175 262H174L173 264H175ZM192 262L189 263V264H193ZM218 262H219V261H218ZM229 262H230V261H229ZM232 262H236V260H235V261H232ZM240 262H241V261H240ZM240 262H239V264H242V263H240ZM114 263L116 264V262H114ZM117 263L120 264L121 262H118V260H117ZM146 263H147V262H146ZM154 263H155V262H154ZM167 263H168V262H167ZM169 263H168V264H169ZM205 263H206V262H205ZM36 264H38V263H36ZM39 264H42V261H41V263L39 262ZM95 264H96V263H95ZM126 264H127V263H126ZM133 264H134V263H133ZM135 264H136V263H135ZM151 264H153V261H152ZM178 264H180V263H178ZM207 264H209V263H207ZM226 264H227V262H226ZM228 264H229V263H228ZM248 264H251V262L248 263Z\"/></svg>", "mask_w": 264, "mask_h": 264}]
</instances>
